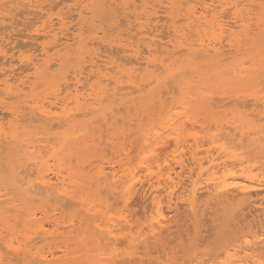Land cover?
Masks as SVG:
<instances>
[{
    "label": "rangeland",
    "instance_id": "rangeland-1",
    "mask_svg": "<svg viewBox=\"0 0 264 264\" xmlns=\"http://www.w3.org/2000/svg\"><path fill=\"white\" fill-rule=\"evenodd\" d=\"M45 1H49V3L48 4H47V2L44 3ZM79 1H80L79 2L80 5L75 0H57V1L56 0H39V1L38 0H31V1L30 0L29 1H27V0H14V1L13 0H0V17H2V18H0V123L1 124L3 123L5 125V127L3 124L2 125L0 124V125L4 128V131L8 130V131H6L7 133L12 131L13 129L15 131L17 130L16 132L19 131L18 134L16 133L17 137L14 140H10L8 137H6L7 139L3 138V140H2V138L0 136V140H1L0 144L2 145V146H0V161H2V163H3L2 164L0 162V165H1L0 166V190H1L0 191V212H1L0 213V226L4 228V231H3V228H0V236H1V238H0V259H1L0 264H33L34 260H32V259L34 256H35L34 259H37L38 254H40L42 251H43V253L44 252L46 253L48 250H50V251L53 250L52 252H55L54 255H55L56 260H54L51 263H45L44 262V263H39V264H79V263L80 264L81 263H83V264L84 263L85 264H90V263L91 264H99V263L100 264H112V263L117 264L118 261H119V264H128V263L129 264H137V263L138 264H149V263L150 264H160V262H161V264H168L165 262L166 255H165V257L163 255L164 252H166L164 250V247L160 246V248H159V246H158L159 244L162 245L164 243V241H163L164 238H161L162 237L161 235L159 236V234H157V236H155L154 239L152 238L153 240L151 239V237H150V239H149V237L146 238L147 240L148 239L152 240V242L147 241L148 244L146 242L144 243L143 241L140 242L141 239L143 240L145 237H147L149 235L147 227L145 225H148L146 223H149L148 221L151 220L150 218L152 216L151 212H149V210H148V207H149L148 204L150 203V199H151L152 194L150 193V196H148L150 190H148L146 188L147 186H145L147 191H146V189H144L143 192L139 191V192L135 193L136 195L133 194L132 195L133 198L131 196L130 201L128 200L129 202H123V200H122V202H118L121 200V197L118 196L116 193L114 195V194L109 193L107 190H104L102 192L101 191L102 188L97 187V186L95 187L96 182H94L95 179H93L94 178L93 177L94 176L93 170H95V169H93L94 167L92 165L100 164L99 160H101V163L103 161H110L114 164L115 167L117 166L116 169H119L118 168V162H116V161H119V163H121L124 160L123 162L126 163L124 166H126L127 168L129 167L128 169L135 168V166H138V164H136V163H138V161H139L138 159L140 158L139 154H138L139 149L137 150V149H135V147L137 148V146L140 144V143L139 144L137 143L138 142L137 139L140 142L141 137L144 134L142 132H144L145 127H146V131H145L146 134L150 133V131L152 132L153 128H155L154 131H159L161 128L162 129H163V127L165 128V126L167 124L170 126V128L171 127L175 128L176 127L175 123L177 121L174 123L175 126H171L172 124H170V123H172V122L171 121H169V123L167 122L168 121L166 119L167 116H169L171 114L174 116V114H176V116H174V118L176 117L175 119H177V117H180L181 115L184 116V114L186 113V115H187L186 117H188V115H189V117H191V118L188 119L189 118L188 117L187 119L184 120V117L181 116L183 118L182 120H184L182 122H184V123L180 122L181 123L180 124L178 121V123H179L178 129L180 127L183 128V129L180 128L181 131H180V129L178 130V131H180V132H178V134L180 133V138L183 137V140L185 139V141H188L190 139L189 140L190 144L194 142V141H192V139L194 137H195L194 139L197 140V142H199L200 144H203V142L206 140V142L203 144L204 147L203 148L201 147V151L204 152L206 148H209L206 150H210L212 148V150H210V151L214 154H216L215 153L216 146L221 145L223 142H224L223 144L226 147H228V146L230 147L231 145H234V147H232L231 149L235 148V150L237 152H242V153L245 152V153H243V156H245V158H248V160L250 161L249 163L251 165H253V167H254L253 173L256 174L255 172H257V174H256L257 177L259 179L263 180L264 179V117L262 115L259 116L257 111H259L258 109L260 107L258 105V103H260L259 99L261 96L264 95V90H263L264 89V73H262L264 71V65H263L264 64V61H263L264 57L260 56L261 54L264 53V5H263L264 0H225V2L227 1L226 2L227 4L225 2H224L225 3L224 4L223 0H218L219 2H222V7L220 6L219 2L214 3V5H216L217 15H219L220 18H224L223 20L226 23L231 24L230 25L231 35L230 36L228 35L229 32H227V33L224 32L223 34H221V36H223L222 37L223 39L220 36V38H221L220 41L222 40V44L221 43L219 44V46L221 45L220 51L222 48H223L222 51L226 50V47L229 49L226 51L227 53L223 52V54L224 53L225 54L222 56V58L224 57L225 60L223 62H221L222 64L220 63L221 65H219V66H218V64H214L211 66V64H213V63L208 62L206 60H200V59L195 60L193 63H190L189 61L186 62V60H184L183 50L178 51V48L172 49V47L170 46V43L172 41H175L176 37H178V36H175V34H173V32L175 33V30H176V35L179 33L181 34V32H183L182 34L185 35L186 38H187V36L191 37L190 40L195 38L193 36L195 26H193V24H191V23H190L191 24V26H190V24H187V23H189L188 21H190L194 18V16L191 15L192 9L194 8V9L198 10V8H199V10H200V7H201L200 1H202V0H195V1L194 0H116V1L115 0H110V1L109 0H79ZM84 1L86 4L83 3ZM113 1L115 3H118V4H115ZM42 2L44 3L45 6L42 5L43 4ZM59 2H61V3H59ZM81 2L83 3V5ZM1 3L2 4L4 3V4L2 5ZM110 3H112V5ZM228 3H230V4H228ZM233 3H235V4L238 3V4H236L237 5L236 8L240 12L239 18H241V16H242V19H243V17L245 16L244 17L245 20L243 19L244 21H242L244 23V24L242 23V25L244 27L240 26L241 25L240 20H237L235 17L233 18V16H232V15H234V14H232L233 13L232 12ZM248 3L250 4V6ZM29 4H30V7H29ZM34 4L38 8L36 6H34L35 7L34 8L33 7ZM39 5H41V6H39ZM49 5L51 7H49ZM224 5H225V7H223ZM165 6H167V8ZM219 6L221 8H223L222 9L223 11H221V8ZM227 7H229V8H227ZM219 10H220L221 14H219V12H218ZM166 11H168V12H166ZM46 12H48V13H46ZM212 13H213V11L208 12V14H210V15H206L205 18L207 20H209V19L211 20V18H213V15L215 14V13H213V15H212ZM230 14L232 17L230 16ZM246 14H249V15L246 16ZM48 16L50 18V21H49V18H47ZM60 16L63 17V19ZM65 16L67 18H65ZM136 16H137V18H136ZM168 16H170V17H168ZM249 16H251V18ZM145 17H147V18L150 17L151 19L149 18L147 20V18H145ZM214 17H217V16L215 15ZM247 17L249 18V21H248ZM59 18L61 20H59ZM252 18H254V19H252ZM250 19H252V20H250ZM86 20H87V22H86ZM139 20H140V22H139ZM235 20L237 21L236 23H234ZM143 21L145 23H148L149 25L147 24L148 25L147 26ZM64 22H65V24H64ZM151 22H152V24H151ZM45 23H47V24L45 25ZM155 23H156V25H155ZM194 23H196V22L194 21ZM201 23H203V19L201 20ZM43 24H44V26H43ZM52 24H53V26H51ZM142 24H143V26H142ZM245 24H247V25L249 24L247 26V28H246ZM60 25H62V26H60ZM233 25L236 26V28L233 29V27H234ZM151 26L153 27V29ZM188 26H190V27H188ZM45 27H47V28H45ZM50 27H52V28H50ZM147 27H149V28H147ZM179 28L181 30H178ZM42 29H45V30H42ZM47 29H48V31H47ZM49 29L50 30L53 29L55 31L54 33L57 32L56 37L58 39H54L53 37H51V33H49L50 35L46 34V32H50ZM148 29L152 30V33L155 35H153L150 32V30H149L150 33H148L146 31ZM154 29H155V31H154ZM189 29L192 32H190ZM244 29L245 30L247 29L246 33H245ZM59 30H61L62 33H60L61 31L59 32ZM184 31H185V33H184ZM188 31L190 32V34ZM261 32H263V33H261ZM169 35L171 38H169ZM226 35H228L229 38ZM224 36L227 38L225 39ZM71 37H73V38L71 39ZM254 38H256V39H254ZM59 39H61V40H59ZM227 39H229V41L226 43ZM55 40H57L58 42H60L62 40H66V42H65L66 46H64V45L56 46L57 42H55ZM153 40L156 42V44L158 43V44L162 45L160 48H158V50L153 49V51H152V48H154L155 46H149V44ZM157 41H159V42H157ZM129 42H131V43L128 45ZM231 43H232V45H231ZM131 44H133V45H131ZM135 44H137V47L141 49V50L138 49L141 54L148 56L152 60L150 65H148L147 67L145 66L146 67V69L144 68L145 70L142 69L143 70L142 71L140 69L143 65L140 68H138L142 72L137 69L135 63L132 61L133 58H132L131 54H129V52H125L127 49L136 48V46H134ZM223 44H224V47H223ZM226 44H227V46H226ZM54 46H56V47H54ZM62 46L65 48H63ZM162 47H164V48H162ZM232 47L235 50H233ZM148 49H150L151 50L150 53L151 54L153 53L154 55L151 56V54L148 52ZM230 49H231V51H230ZM171 50H173V51H171ZM175 50H176V52H175ZM128 51H130V50H128ZM233 51H236L239 54H236V52L233 53ZM241 51H243V52H241ZM147 52H148V54H147ZM173 52H174V54H173ZM158 53H160V54H158ZM255 53H257V55ZM258 53H259V55H258ZM165 56H166V58L168 57L167 59L165 58L167 61L165 59H163L164 65L162 63V67H161V65H159L160 62H158V61H160L162 59L161 57H165ZM236 56H238L239 58H235ZM95 58L97 61L95 60ZM155 58H157V60ZM228 58H229V60H227ZM127 59H129V61ZM235 60H236V62H235ZM153 61L156 63L154 64ZM175 61H176V63H175ZM233 61H234L235 65H242V67L244 66V67H246V69L251 71L249 73V71L247 70L248 71L247 75L248 74L249 75L248 76L246 75V77L244 79H241L242 80L241 82H239L240 81L239 79H233V80L227 79L229 74L225 75L228 73V68L232 67L234 65ZM246 61H248V62H246ZM258 61H260V62L263 61V62H261V64H259ZM32 62H34L35 64H33ZM93 62L96 63L97 65H99L100 68H98V71L94 70V68H96V67H94L96 64H94ZM92 63H93V66H92ZM166 63H167V65H166ZM170 63H171V65H170ZM248 63L249 64L252 63L251 66H249ZM199 64L202 66L200 67ZM204 64H207L209 66L204 65ZM34 65H35V67L37 65V67L35 68ZM157 65L160 66L161 68L158 67ZM210 66L215 67L214 69H215L217 75L215 74V71L212 72L214 69H212ZM134 67L136 69H134ZM203 67H205V68H203ZM208 67H210L209 69H211V70H208L207 69ZM158 68H160V70ZM162 68L163 69L168 68V70L167 69L163 70ZM196 68L198 69L197 72H196ZM261 68L263 69V71H260V70H262ZM133 69L136 71H134ZM155 69H158V70L156 71ZM79 70H81V71H79ZM186 70H188V72ZM99 71L102 74H100ZM256 71H258V72H256ZM125 72L127 73V75L131 73L130 76L132 77V79L134 78L133 76L136 74L134 81H136V77H137V80L139 82L138 83L139 84L138 89L139 88H141V89L139 91H137V90H134L132 88L134 91L132 90L133 92H131V94L128 93L127 95L121 96V98L118 96L117 99L114 100L115 101L114 102L113 101L114 98H111V97L109 98L107 95H105L104 92H106V94H108V93L110 94V92H111L110 90L112 89L111 87H112L113 79L114 78L116 79L117 76H119L120 81H121V79L123 80L125 78ZM136 72H140V73L137 74ZM160 72H162V73H160ZM176 73L178 74V76H176ZM186 73H188L190 76L187 75ZM255 73H257V74H255ZM258 73H260V74H258ZM132 74H134V75H132ZM148 75L150 77H148ZM185 76H187V77H185ZM195 76H197V77H195ZM39 77H41V78H39ZM74 77L75 78L77 77L78 80L81 78V80L79 81V83L77 85H75L76 80ZM103 77H106V79L105 78L103 79ZM111 77H114L112 79V81L107 79V78L111 79ZM168 77H169L170 81H168ZM178 77H180V78H178ZM119 78H118V80H119ZM126 78H127V76H126ZM139 78H140V81H139ZM250 78L252 80H250ZM150 79H153V81L151 80V82H150ZM176 79H178V82L175 81ZM245 79L247 80V82ZM124 80L120 82L121 85H123V84L127 85V84H125L127 82ZM165 80H167V82ZM234 80L235 81L237 80V81L235 82ZM248 80H250V81H248ZM259 80H260V82H259ZM110 81L112 83H110ZM172 81H173V83H172ZM255 81L259 82V83L257 82V86L260 83H262L260 85L263 86V88L261 86L259 88L258 87L256 88L255 87L256 86ZM94 82H95V84H94ZM105 82L108 83V85ZM148 82H150V83L148 84ZM228 82L230 85L228 84ZM64 83H66L67 85H65ZM135 83L137 84V81ZM187 83H189V84H187ZM204 84L206 85V87L204 86ZM236 84H237V87H236ZM241 84H243V85H241ZM188 85L190 87L192 85V87H194L197 90H193L192 87L190 89V87ZM201 85H202V88H200ZM212 85H214V87ZM215 85L216 86L218 85L217 89H216ZM17 86L22 89V90H20V92H15ZM52 86L54 88H52ZM75 86H77L79 94H84L85 92L87 93L93 88L95 90L97 89L98 91H103V94H104L103 104H104V106H108V108L114 107V109L117 108L116 110L113 109L112 112L109 113V115L113 114V116L115 115L114 117H116V116L117 117L114 118V117L110 116L111 117V119H110V117L107 114V117H105L106 120H103L99 115L97 116V114H100V113H98L96 111H92V112L88 111L87 109H89L91 107L88 104V102L89 103L91 102V100H89V99L86 100V102L84 100H82L83 102H81V105H79L77 107L79 109L75 108L74 107L75 104L72 101V99L68 98V97H70L69 95L70 94L72 95V93L74 92ZM198 86H200V87H198ZM242 86H244V88ZM181 87H183V88H181ZM109 88H111V89H109ZM175 88L176 89L178 88V89L175 90ZM186 88H188V89H186ZM130 89L127 88V89H125L126 91L124 89L122 91L128 92V91H130ZM235 89H237L236 92H235ZM53 90H55V91H53ZM107 90H109L108 93H107ZM143 90H145V91H143ZM189 90L191 93L194 92L195 95L192 93L191 98L195 101L190 102L189 100L184 98L186 96L184 93L189 92ZM215 90H217V91L215 92ZM222 90H223V92H222ZM160 91L161 92L165 91V92L161 93ZM171 91H174V93ZM69 92H71V93H69ZM166 92L168 93V95H165V94H167ZM175 93L178 95H176ZM196 93H198V94L196 95ZM203 93L204 94L206 93V96H208L209 99H204L203 97L205 95H203ZM161 94H163V97H161L162 96ZM66 95H68L67 96L68 99L66 98ZM182 95L184 97H182ZM202 95H203V97H201ZM63 96H65V99L68 100V108H70L72 106L71 112H74L72 115H75L72 118L73 120L71 122H69L68 124H64V125L62 124L60 126H58L59 124L58 125L56 124L57 126L53 125L54 127L48 128L44 125V123L42 121H38V120L35 121V118H33L34 117L33 113L35 111H33L31 109V106L34 105V101L35 102L37 101L39 104L43 103L45 105H48L50 102L56 100L53 103L57 104L58 103L57 101H60L61 98H62V100L64 99ZM106 96L109 98V100L111 99L112 103L109 100L107 101L108 103L106 102V99H108V98H105ZM167 96L169 97V101H167V98H168ZM172 96H173V99H172ZM153 97H155V98H153ZM128 98H129V100H128L129 102L125 101ZM34 99H36V100H34ZM47 99L50 100V102H48ZM154 99H156V100H154ZM117 100L119 102H117ZM165 100L167 102H171V103H165L166 102ZM185 100H187V102L189 101L188 104L190 106L187 104V102ZM201 100H203V102ZM230 100L231 101L233 100L232 103ZM44 101H46V102H44ZM154 101H156V102L153 103ZM178 101L183 102L187 105L185 106L183 103L179 104ZM237 101H238V105H237ZM249 101H251V102L249 103ZM144 102H146V103H144ZM239 102H240V104H239ZM241 103H243V104H241ZM255 103H257V104H255ZM70 104H72V105H70ZM121 104L125 105L126 107L122 106ZM162 104L164 107H162ZM208 104H210V105H208ZM254 104L257 106L255 107ZM179 105H181L182 107L184 105V107L183 108L181 107L182 108L181 109ZM245 105H247V106H245ZM82 106H84L86 109L80 108ZM130 106H132V107H130ZM243 106H245V108ZM159 107H162V108L160 109ZM164 108H166V111ZM185 108H186V111L184 110ZM129 109L132 111H130ZM168 109H169V111H168ZM215 109H216V111H215ZM240 109H241V111H240ZM244 109H246V111ZM29 110L31 113L29 112ZM162 110L165 111V112L163 111L164 114L160 113ZM176 110L178 112H180V116L177 114ZM242 110H243V113H242ZM17 111H18V113H17ZM84 111H86V112H84ZM128 111H130V112H128ZM12 112L16 113L15 115L17 118L14 115H13L14 117L12 116V114H11ZM77 113H78V115L79 114L80 115L78 116ZM249 113H251V114H249ZM253 113H255L257 115L254 114L255 115L254 116ZM119 114H121V115H119ZM156 114H158L160 119L154 118V116H156ZM161 114H163V115H161ZM172 115H171V117H172ZM247 115H249V116H247ZM250 115L254 116V117H251ZM96 116H97L96 119H98V120H96L97 122L95 121ZM129 117H130V119H129ZM99 118H101V119H99ZM107 118H109L110 121H107L108 120ZM250 118H252L253 120ZM161 119H162V121H161ZM168 119H169V117H168ZM101 120L103 121V123H101L102 122ZM156 120L158 122H156ZM195 120H197L196 123L194 122ZM211 120L213 121V123ZM118 121H120V123H118ZM88 122L90 123V125ZM107 122H109V123L107 124ZM186 122H188V123H186ZM192 122L195 124H192ZM100 124H102V125H100ZM115 124H117V125H115ZM183 124H185V125H183ZM222 124H224L223 128L221 127ZM255 124H256V126H255ZM11 125L12 126L14 125L15 127L17 125L16 129L13 128L14 126L12 127ZM94 125L97 126V129L94 128ZM103 125H104V127H103ZM114 125L117 127H115ZM118 125H119V127H118ZM181 125H183V126H181ZM186 125H188L189 128L188 127L185 128ZM236 125L237 126L239 125L240 127H243V128L241 129L239 126L237 127ZM201 126H204V127H201ZM226 126H228V127H226ZM230 126L232 129L230 128ZM234 126H235V128L237 127L236 130L235 129L233 130ZM108 127H110L111 129H108ZM125 127L127 130L125 129ZM190 127H192V129ZM210 127L211 128L213 127V128L211 129ZM27 129H29V130H27ZM94 129L96 132H94ZM134 129H135V131H134ZM162 129L160 130V132L161 131L166 132V129H168V127L166 126L165 130H162ZM213 129L214 130L216 129V132H214ZM14 130H13V132H14ZM43 130H44V132H43ZM122 130H124V131H122ZM140 130H141V133H139V134H141V137L138 134L140 137V139H139L137 137L138 136L137 133H138V131L140 132ZM201 130L202 131L204 130V131L202 132ZM237 130H240V132H243L244 130L246 131L243 134L244 136H242L243 142L239 141L242 143L241 146H239L240 145L239 142H238L239 145L237 144L238 139L234 140L232 138L233 136L230 135V132H232L231 134L233 135V133L234 132L236 133ZM31 131H34V132H31ZM199 131H201L204 134H202ZM227 131L229 132V134ZM248 131H249V133H248ZM123 132L126 134H124ZM11 133H8V134H11ZM220 133H221V136H224V137H219ZM239 133H236V135H238L236 137H240ZM245 133H246V136H245ZM102 134H103V137H102ZM127 134L129 136H127V138H126ZM165 134H167V133H165ZM253 134H254V136H253ZM198 135H199V137H197ZM48 136L49 137L51 136L52 140H50V138H48ZM247 136L249 137V139L255 140V143L248 145L249 142L252 140L247 141L246 140ZM133 137L136 139H134ZM229 137L231 140L233 139L232 141H234V142H230L231 140L229 139ZM38 138H39V140H38ZM93 138H96V139H93ZM132 138H133V140H132ZM212 138L213 139L216 138V139H214L216 141L218 140L216 142L217 144L219 142L218 145L215 143V147H214V145H212L210 143V142H212L211 141ZM261 138H262V140H261ZM186 139H188V140H186ZM98 140L99 141L101 140V142L99 143L100 145L97 144ZM131 140L133 143H131ZM4 141H6V142L4 143ZM9 141L13 142V143H8ZM79 141H80V143H79ZM127 141H129V143ZM3 144H4V146H3ZM38 144H39V146H38ZM115 144H118V145H115ZM34 145H36V146H34ZM127 145L129 148L127 147ZM186 145H188L187 142L185 143V146ZM119 146H123L121 148H124V151L120 150ZM4 147H7V149H5ZM28 147L29 148L35 147V149L34 150L31 149L32 150L31 151ZM118 147H119V150H118ZM158 147H159V145L156 147L158 149L155 151L156 155L152 156V157L158 159L159 157L162 156L161 158H159L160 161H158L161 166L165 165L164 159H167L166 160L167 163H170L173 165V163H174L173 158H172L173 156H171V154L172 155H175V154L181 155V154H183L184 151H185L184 155H182V158L184 160L186 159L184 164L185 163L188 164V165L185 164L186 167H188V166L192 167L193 166V165H189V163L191 164V161L187 160V158L189 159L188 147L183 148L182 153L180 152V150H178V152H175V154L172 153V152H174L173 151L174 149L171 147L163 150L164 153H162L163 151H161V149H163V147L162 146H161V148L159 147L161 152H159ZM24 149L27 153H28V151H31L28 153L29 155H27V153L24 152ZM65 149H67V150H65ZM116 149H117V152H116ZM128 149H131V150L129 151ZM184 149H186V150H184ZM3 150H4V152H2ZM42 150H44V151L42 152ZM45 150H47V151H45ZM125 150H127V151H125ZM133 150H135V151L132 152ZM157 151L159 153H156ZM131 152L133 154L136 152L135 155L137 157L135 155H134L135 157H132L133 154ZM170 152H171V154H170ZM2 153H4V154H2ZM34 153H35V156H31ZM125 153L128 154L127 158L125 157ZM162 154H164V155H162ZM37 155L40 157H38ZM60 155H61V157L63 156V158H61ZM200 155H204V153L203 154L201 153ZM94 156L95 157L97 156L96 158L98 160L95 159ZM102 156H104V157H102ZM23 157H26V158H23ZM37 158H38V160L43 161V162L41 161V164H39L40 167L43 166L45 163L46 164L44 165V167L47 169L49 167L48 170L42 169L43 172L46 173V171H48V172H49V170L51 171L50 168L52 166H53L52 170L56 171L58 169L57 171H61L64 178L67 176L65 178V180H66L65 182L68 181L67 183H69V184L67 186H69V190L74 191V195L77 194L76 195L77 197L79 196L80 198L81 197L82 198L80 199V198L76 197L74 200H71L72 201V203H71V201L68 198H62L61 199L60 196H58V197L56 196L57 197L56 198L54 196V194L52 195L51 192H50L51 196L48 197V195H49V192H48L47 193L48 195L44 194V198L42 197V195H38L39 197L38 196L30 197L28 195H25V193L23 192V190H24L23 186L24 185L22 186V185H20V183L27 181V178L30 175V174L27 175V171H28V173L33 172V174L30 175L29 180H31V179L34 180L36 173L34 170L32 171V168L34 167V165L36 166L39 163V161L37 162ZM59 158H61V159H59ZM33 159H34V162L36 160L35 163H37V164H35L32 161ZM134 159H135V161H133ZM46 160L48 161V164H47ZM90 160H92V162ZM127 160L129 162L131 160L130 163H132V161H133V163L130 165V163ZM150 160H153V159L151 158ZM154 160H153V162H154ZM55 161H58L59 163H56ZM61 161L63 163H61ZM252 161H253V163H251ZM158 162L153 163V165H152L153 172H154V170L157 169L156 164H158ZM259 162H261V163H259ZM14 163L16 165H14ZM31 163L32 164L34 163V165H32ZM103 163H106V162H103ZM75 164H78V165H75ZM85 164H87V165H85ZM255 164H256V166H255ZM47 165H49V166H47ZM2 166L4 167V169L1 168ZM79 166L81 168H79ZM124 166H123V168H124ZM174 166L176 169L178 168L177 165H174ZM205 166L206 165H204V167ZM89 167L93 170H91ZM55 168H57V169H55ZM25 169H28V170L26 171ZM3 170H5V171H3ZM89 170H91L92 172L91 171L89 172ZM23 174H24V177H25V174L27 175V178L25 177L26 179L23 177ZM141 174H143V175H141ZM139 175H140L139 177L141 178L140 179L141 181H144V180H146V178H148L146 172H140ZM17 176L20 178H23L22 181H20L21 179L18 178ZM203 176L201 175V178L206 177V175H205V177H203ZM192 177L196 178V175H193ZM78 178H79V180H78ZM70 179L73 180V182ZM92 180H93V185H90V183H91L90 181H92ZM19 181H20V183H19ZM18 183L20 185L19 187L22 188V190L19 188L16 189L18 186L14 187L15 185H18ZM65 185H66V183H65ZM139 185H140V183L137 184V188H139ZM90 188H92V189H90ZM96 188H98V189L95 190ZM19 190L22 191V193H20ZM78 191H80V192H78ZM99 191H101L102 193L101 192L99 193ZM8 192H11V193L8 194ZM259 192H260V194H259ZM259 192H257L256 194H254L252 192L253 194L251 193V195H249L250 196L249 198L246 196L247 199H245V196H244L243 202H242L243 199L241 198L240 195L237 196V199H234V200L229 198L228 199L229 202H227L228 200L224 201V202L222 200L221 202L218 201V203L216 202L217 199L214 200L213 198L211 199V197L208 198L206 195H203L204 197H202V198L205 200L204 201L205 203L197 206L198 209L200 207L199 210L196 208L194 209L196 217H193V219H192V217H191L192 215H190L192 213V210H190V209L187 210V215H188V213H190L189 214L190 217L187 216L188 220L191 218L192 221L193 220L196 221L195 227L194 228L192 227L191 230H189L191 228L190 227L191 225L189 226L190 228L188 226L187 227L184 226L182 228V231L186 236L181 233V235H180L181 237H179L174 242V244H172V245L176 244L177 248L180 245V248H178V249H180L181 253L177 252L178 249L175 248V246H174L175 249L172 248V250L174 249L175 252L172 251L170 257L174 256L175 254H177V255L183 254L184 251H186L185 253L187 255L194 249L196 251L202 252L203 255L206 256L204 259H207L208 258L207 254H204V253H206L208 248L211 246L210 245L212 243L211 240H213V242H214V240H217L219 238V236H222V234H220V233L225 234V232H227V229H229L230 226L232 228L234 226V224L237 221H239L240 217H241L240 218V221H241V219H243L246 215L251 216V214L254 215L253 213H255V214L259 213V208L261 209L262 205H260L261 206L260 207L258 204H261L260 202L263 199V192H261V191H259ZM103 193H105V194H103ZM229 193H230V195L236 194L235 192H233V193L229 192ZM106 194H108V195H106ZM109 194H110V196H112V198H111L112 201L110 198H108ZM163 194H164V192L162 193V195ZM22 195H23V198H22ZM100 195H102V196H100ZM27 196H28V198L30 197V199H32L33 201L29 200V199H27V201H26ZM92 196H94V197H92ZM134 196H135V198H134ZM36 197H38V198H36ZM118 197H120L119 200L117 199ZM148 197H149V199H148ZM230 197H232V196H230ZM33 198L36 200H34ZM91 198L92 199L95 198V201H93L94 199L92 200ZM65 199L66 200L68 199V202ZM113 199L116 201H114ZM132 199H133V201H132ZM139 199L140 200L143 199V200L140 201ZM259 200H261V201H259ZM208 201H209V203H207ZM212 201H214V202L211 204ZM97 202H98V204H97ZM114 202H115V205H114ZM76 203H78V205H76ZM111 203H113V204H111ZM127 203H129V204H127ZM224 203H225V205H224ZM117 204H118V206H117ZM220 204H221V208H220ZM249 204H251V205H249ZM252 205H253V207H252ZM115 206H116V208H115ZM139 206H140V208H139ZM229 206H231V207L229 208ZM242 206H245V208L244 207L242 208ZM33 207L35 210L33 209ZM207 207H208V209H207ZM216 207H217V210H216ZM223 207H224V209H222ZM38 208H40V209H38ZM87 208H90V209H87ZM11 209H12V211L10 212ZM80 209H81V211H80ZM91 209L94 210L95 212L91 211ZM41 210H43V212ZM164 210H166V208ZM207 210H208V212H207ZM254 210H255V212H253ZM145 211H146V213H145ZM179 211H180V214H182L181 212H183V209H180ZM188 211H191V212H188ZM3 212L4 213L6 212V213L4 214ZM89 212L93 213L92 214L93 218L88 217V216H91V214ZM164 212H166V213H164L165 218L168 217V215H166L167 211H164ZM198 212L200 213L199 215L197 214ZM213 212L214 213L216 212L217 214L216 213L214 214ZM246 212H248V213H246ZM223 213H225V214L223 215ZM236 213H237L238 217H236V215H235ZM218 214L219 215L221 214L220 216L224 217V218H221ZM77 216H79V217H77ZM95 216H97V217H95ZM154 216H155V214H154ZM197 216L198 217L200 216V218L203 220H200V218H197ZM226 216H228L230 218H228ZM216 217H220L219 220H218V218L216 219ZM233 217H235V218H233ZM14 218H16L15 219L16 221L13 223L12 220ZM23 218H25V219L22 220ZM56 218H57V220H56ZM104 218H106L107 220ZM214 218L216 219V221H214ZM72 219H73V222H69ZM94 219H96L95 222H94ZM235 219H236V222H235ZM2 220H5V221H2ZM227 220H229L228 223H227ZM9 221H12V222H9ZM62 221H64V222H62ZM103 221H105V222H103ZM186 221H187V218H186ZM219 221H222V222H220L222 225H220ZM55 222H57V223L59 222L57 225L58 227L61 225L60 226L61 228L60 227L58 228V230L60 229L59 232H57L55 230L56 235L53 234L54 236L52 235V237H50L48 235L49 236L48 238L50 240L45 239L44 237L41 240V235H42V231H43L42 229L45 227L44 228L45 231L47 229L49 231L50 230L53 231L55 226H52V225L56 224ZM130 222L132 224H134L135 226L132 225ZM28 223L29 224L31 223V226L28 225ZM104 223H106V224H104ZM202 223H204V224H202ZM217 223H219V224H217ZM4 224L9 225L10 227L7 228V225L5 227ZM136 224H138V225H136ZM190 224H191V221H190ZM14 225H15V227H14ZM94 225L100 227V229H105V228L110 226L109 230H113V231H111L112 234H115V233L117 234V235L115 234L116 238L113 239V237H112V239H110L113 242H111L107 238L101 239L100 237H102V236L99 235L101 233V232L99 233L100 229L97 227L98 228V230H97L98 232H97L96 231L97 228L94 227ZM125 225L127 227H124ZM186 225H189V221L186 222ZM116 226H117V228H116ZM132 226L134 227V229ZM143 226H144V228H142V229L139 228V227H143ZM207 226L210 228H208ZM11 227H12V229H11ZM40 227L41 228L43 227V228L40 229ZM62 227H64L65 229H63ZM119 227L120 228L123 227V229H120ZM130 227H132V229ZM28 228L31 230V231L29 230L31 233L28 231ZM213 228H215V230ZM225 228H227V229H225ZM126 229H127V232H126ZM219 229H221V230H219ZM23 230H25L24 234L21 233ZM115 230H118V232H116ZM133 230H135V231H133ZM26 231H28V234ZM37 231H38V234L35 233ZM70 231H72V232H70ZM140 231H141V233H140ZM216 231H218L217 234H216ZM5 232L6 233L9 232V233L6 234ZM135 232H137V233H135ZM208 232H209V234L211 233L209 235L211 238L207 237ZM39 233H40V235H39ZM120 233H122V234H120ZM212 233H213V235H212ZM9 234H10V236H9ZM18 234H19V236H18ZM95 234H97V235H95ZM128 234L130 235L131 238H133V241L130 240V237ZM5 235H8V237L6 238ZM29 235H30V237H32V236L34 237V235H35L36 239H35V237L34 238L32 237V239L29 238L28 237ZM101 235H103V233H101ZM133 235L135 238L133 237ZM183 235H184L183 238H185L184 240L182 239ZM211 235L213 236V238ZM20 236H21V238L25 239L26 243L28 242V244H27L28 247L32 248V246L30 244H33V249L30 248L31 254L25 253L28 255L27 256V255H24L21 253V255H18L20 257H18L16 254H13L11 252H9V254H8L7 250H9V249L6 247V245L10 241H14L13 243H16L19 240L20 241L23 240V239L19 238ZM43 236H46V235H43ZM122 236H125L126 238L122 237ZM215 236L217 238H215ZM119 237H122L123 240H122V238H119ZM17 238H18V240L16 241ZM46 238H47V236H46ZM7 239H10L9 242L7 241ZM38 239H40V240H38ZM119 239H121L120 240L121 242L127 243V245L126 244L123 245V243L121 244ZM124 239H126V240H124ZM179 239H182V240H179ZM205 239H207V240H205ZM36 240H38V241H36ZM107 240L109 241V244H108ZM5 241H7L6 242L7 244L4 243ZM105 241H106V243H105ZM161 241H162V243H161ZM102 242H104V243H102ZM110 242L113 243V244H111V246H110ZM139 242L141 244L142 243L143 244L141 245ZM156 242L158 245H156ZM100 243L102 244V246H103V244H104V246H106L107 244L108 245L106 247H104V246L102 247ZM117 243H119L121 246H119V244H117ZM151 243H153V245ZM82 244H83V246H82ZM144 244H147L148 246L146 245V247H145ZM140 245L142 246V248L140 247ZM181 246H185V247L182 248ZM99 247H101V249ZM102 248L103 249L105 248L104 251ZM110 248H111V250H110ZM50 251H48V253ZM91 251H94V252H92V254H91ZM126 251H127V253H126ZM136 251H138V252H136ZM35 252H37V254ZM109 252H110V254H109ZM32 253L34 256L32 255ZM12 254H13V256H12ZM98 254H100L102 257ZM104 254H105V256H104ZM116 254H119V255H116ZM6 255H7V257H5ZM23 255H24V259L26 261L22 260ZM95 255H96V257H98L97 259H99V260L94 259V258H96ZM110 255L111 256L113 255L112 256L113 258ZM161 255H163V256H161ZM203 255H201V257H203ZM15 256H17V257H15ZM56 257H58V258H56ZM125 257H127V258H125ZM17 258L19 260L21 259V261H19ZM29 258L30 259L32 258L31 259L32 261ZM128 258H129L130 262H129V260H127ZM131 258L132 259L134 258L135 261L132 260ZM109 259H111V260H109ZM101 260H102V262H101ZM136 260H138L137 263H136ZM88 261H90V263ZM96 261L97 262L99 261V262L97 263ZM116 261H117V263H116ZM162 261L164 263H162ZM206 261L208 262L209 260H206ZM140 262H142V263H140ZM207 262H205V264H209Z\"/></svg>",
    "mask_w": 264,
    "mask_h": 264
},
{
    "label": "bare ground",
    "instance_id": "bare-ground-1",
    "mask_svg": "<svg viewBox=\"0 0 264 264\" xmlns=\"http://www.w3.org/2000/svg\"><path fill=\"white\" fill-rule=\"evenodd\" d=\"M14 1V0H13ZM27 1H29V0H27ZM31 1V0H30ZM39 1V0H38ZM57 1V0H56ZM76 2H80L79 0H75ZM110 1V0H109ZM116 1V0H115ZM195 1V0H194ZM9 2V1H8ZM47 2V4L49 3V1H45L44 3H46ZM51 2V1H50ZM62 2V1H61ZM61 2H59V3H61ZM114 2V1H113ZM215 2H219L218 0H202V1H200V5H201V7H200V10H199V8H198V10L197 9H192V11H191V15H193L194 16V18L192 19V20H190V21H188L189 23H187V24H193V26H195V28H194V39H191L190 40V36L188 37L187 36V38L185 37V35H183L182 33L183 32H181V34L179 33V34H177L176 35V30H175V33L173 32V34H175V36H178V37H176V39H175V41H170L171 43H170V46L172 47V49H175V48H178V51H181V50H183V54H184V60H186V62H190V63H193L195 60H197V59H200V60H206V61H208V62H211V63H213V64H211V66L212 65H214V64H218V66L219 65H221L222 63L221 62H223L224 60H225V58L223 57L222 58V56L225 54H223V52H226L229 48H227L226 47V50H224V51H222V49H221V51H220V46H219V44L221 43L222 44V40L220 41V39L223 37V36H221V34H223L224 32L225 33H227V32H229V36L231 35V28H230V25L231 24H228V23H226L223 19L224 18H220V16L219 15H217V11H216V5H214V3ZM225 2V0H223V3ZM227 2V1H226ZM225 2V3H226ZM16 3V2H15ZM26 3V2H25ZM40 3V2H39ZM43 3V2H42ZM44 3L42 4V5H44ZM82 3V2H81ZM83 3H85V1L83 2ZM83 3H82V5H83ZM97 3V2H96ZM106 3V2H105ZM115 3V2H114ZM172 3V2H171ZM220 3V6L222 7V2H219ZM224 3V4H225ZM2 4V3H1ZM4 4V3H3ZM2 4V5H3ZM58 4V3H57ZM86 4V3H85ZM111 5H112V3H110ZM115 4H118V3H115ZM114 4V5H115ZM227 4V3H226ZM228 4H230V3H228ZM236 4H238V3H236ZM235 3H233V5H232V14H234V15H232L233 16V18L235 17L237 20H240L241 21V25L240 26H243L242 25V21H244L245 19H244V17H243V19H242V16H241V18H239V11L237 10V8H236V5ZM249 4V3H248ZM32 5V4H31ZM56 5V4H55ZM54 5V6H55ZM79 5H80V3H79ZM109 5V4H108ZM107 5V6H108ZM113 5V6H114ZM174 5V4H173ZM218 5V4H217ZM263 5H264V3H263ZM34 6H36L35 4L33 5V7ZM39 6H41V5H39ZM45 6V5H44ZM57 6V5H56ZM126 6V5H125ZM197 6V5H196ZM219 6V7H220ZM249 6H250V4H249ZM15 7V6H14ZM29 7H30V4H29ZM37 7V6H36ZM49 7H51L50 5H49ZM85 7V6H84ZM166 8H167V6H165ZM220 7V8H221ZM223 7H225V5L223 6ZM240 7V6H239ZM35 8V7H34ZM38 8V7H37ZM44 8V7H43ZM169 8V7H168ZM227 8H229V7H227ZM253 8V7H252ZM256 8V7H255ZM262 8V7H261ZM42 9V8H41ZM78 9V8H77ZM223 8H221V11H223L222 10ZM257 9V8H256ZM230 10V9H229ZM213 11V13H215L214 15H213V13H212V15H213V18H211V20L209 19V20H207L206 18H205V16L206 15H210V14H208V12H212ZM238 11V12H237ZM147 12V11H146ZM165 12V11H164ZM166 12H168V11H166ZM219 12V14H221L220 13V10L218 11ZM231 12V11H230ZM46 13H48V12H46ZM84 13V12H83ZM148 13V12H147ZM172 13V12H171ZM198 13V14H197ZM252 13V12H251ZM237 14V15H236ZM48 15V14H47ZM217 16V17H214V16ZM244 15V14H243ZM247 15H249V14H246V16ZM254 15V14H253ZM85 16V15H84ZM151 16V15H150ZM156 16V15H155ZM230 16H231V14H230ZM231 16V17H232ZM61 17V16H60ZM165 17V16H164ZM168 17H170V16H168ZM191 17V16H190ZM250 18H251V16H249ZM0 18H2V17H0ZM4 18V17H3ZM47 18H49V16L47 17ZM62 19H63V17H61ZM65 18H67L66 16H65ZM136 18H137V16H136ZM145 18H147V17H145ZM150 17H148L147 18V20L149 19ZM209 18V17H208ZM239 18V19H238ZM248 18V17H247ZM246 18V19H247ZM257 18V17H256ZM151 19V18H150ZM154 19V18H153ZM177 19V18H176ZM180 19V18H179ZM184 19V18H183ZM203 19V23H201V20ZM252 19H254V18H252ZM252 19H250V20H252ZM59 20H61L60 18H59ZM58 20V21H59ZM234 20V19H233ZM257 20V19H256ZM49 21H50V18H49ZM48 21V22H49ZM146 21V20H145ZM152 21V20H151ZM179 21V20H178ZM194 21L196 22V23H194ZM210 21V22H209ZM228 21V20H227ZM248 21H249V18H248ZM61 22V21H60ZM86 22H87V20H86ZM139 22H140V20H139ZM144 22V21H143ZM237 21L235 20L234 21V23H236ZM145 23V22H144ZM250 23V22H249ZM47 23H45V25H46ZM64 24H65V22H64ZM146 25L148 24V23H145ZM151 24H152V22H151ZM150 24V25H151ZM182 24V23H181ZM191 24H190V26H191ZM244 24V23H243ZM251 24V23H250ZM49 25V24H48ZM149 25V24H148ZM147 25V26H148ZM155 25H156V23H155ZM249 25V24H248ZM247 24H245V26H246V28H247V26H248ZM253 25V24H252ZM43 26H44V24H43ZM51 26H53V24L51 25ZM60 26H62V25H60ZM140 26V25H139ZM138 26V27H139ZM142 26H143V24H142ZM182 26V25H181ZM190 26H188V27H190ZM234 26V25H233ZM232 26V27H233ZM152 27V26H151ZM150 27V28H151ZM244 27V26H243ZM45 28H47V27H45ZM50 28H52V27H50ZM141 28V27H140ZM147 28H149V27H147ZM157 28V27H156ZM155 28V29H156ZM173 28V27H172ZM234 28H236V26H234L233 27V29ZM238 28V27H237ZM253 28V27H252ZM255 28V27H254ZM152 29H153V27H152ZM155 29H154V31H155ZM251 29V28H250ZM42 30H45V29H42ZM149 30L150 29H148V30H146L148 33H152V30H150V32H149ZM178 30H181L180 28L178 29ZM177 30V31H178ZM190 30V29H189ZM247 30V29H246ZM246 30L244 29V31H245V33H246ZM47 31H48V29H47ZM49 31L50 32H46V34H49V33H51V37H53L54 39H58L56 36V33H54L55 31L53 30V29H49ZM61 30H59V32H60ZM87 31V30H86ZM153 31V32H154ZM183 31V30H182ZM64 32V31H63ZM139 32V31H138ZM179 32V31H178ZM177 32V33H178ZM187 32V31H186ZM189 32V31H188ZM190 32H192L191 30H190ZM190 32H189V34H190ZM256 32V31H255ZM45 33V32H44ZM60 33H62V31L60 32ZM69 33V32H68ZM155 33V32H154ZM184 33H185V31H184ZM240 33V32H239ZM261 33H263V32H261ZM153 34V33H152ZM50 35V34H49ZM62 35V34H61ZM153 35H155V34H153ZM171 35V34H170ZM170 35H169V38H171L170 37ZM188 35V34H187ZM225 35V34H224ZM228 35H226L227 37H228ZM258 35V34H257ZM43 36V35H42ZM69 36V35H68ZM71 36V35H70ZM173 36V35H172ZM192 36V37H193ZM220 36H221V38H220ZM50 37V38H51ZM61 37V36H60ZM133 37V36H132ZM167 37V36H166ZM225 37V36H224ZM227 37H225V39L227 38ZM52 38V39H53ZM62 38V37H61ZM73 37H71V39H72ZM75 38V37H74ZM173 38V37H172ZM229 38V37H228ZM223 39V38H222ZM224 39V40H225ZM231 39V38H230ZM254 39H256V38H254ZM59 40H61V39H59ZM151 40V39H150ZM168 40V39H167ZM170 40V39H169ZM232 40V39H231ZM229 41V39H227V41H226V43ZM55 42H57L56 43V46H59V45H64V46H66V44H65V42H66V40H62V41H60V42H58L57 40H55ZM157 42H159V41H157ZM242 42V41H241ZM131 42H129L128 43V45L130 44ZM158 44V43H157ZM156 44V42L153 40L150 44H149V46H155L154 48H152V51H153V49H155V50H158V48H160L162 45H160V44H158L157 45ZM169 44V43H168ZM225 44V43H224ZM224 44H223V47H224ZM230 44V43H229ZM131 45H133V44H131ZM148 45V44H147ZM157 45V46H156ZM167 45V44H166ZM231 45H232V43H231ZM56 46H54V47H56ZM134 46H136V48H130V49H127L125 52H129V54H131V56H132V61L135 63V65H136V67H137V69L138 68H140L142 65V67L140 68L141 70L142 69H146V67L148 66V65H150L151 64V62H152V60H151V58H149L148 56H146V55H143V54H141L140 53V51L138 50V49H140V48H138L137 47V44H135ZM148 46V47H149ZM226 46H227V44H226ZM236 46V45H235ZM63 47V46H62ZM63 48H65V47H63ZM86 48V47H85ZM118 48V47H117ZM162 48H164V47H162ZM235 48V47H234ZM170 49V48H169ZM232 49H233V47H232ZM74 50V49H73ZM124 50V49H123ZM128 50H130V51H128ZM141 50V49H140ZM154 50V51H155ZM161 50V49H160ZM177 50V49H176ZM176 50H175V52H176ZM233 50H235V49H233ZM241 50V49H240ZM162 51V50H161ZM171 51H173V50H171ZM230 51H231V49H230ZM95 52V51H94ZM148 52L150 53L151 52V50L150 49H148ZM148 52H147V54H148ZM234 52H236V51H233V53ZM241 52H243V51H241ZM143 53V52H142ZM163 53V52H162ZM167 53V52H166ZM227 53V52H226ZM98 54V53H97ZM146 54V53H145ZM151 54V53H150ZM158 54H160V53H158ZM164 54V53H163ZM172 54V53H171ZM173 54H174V52H173ZM172 54V55H173ZM232 54V53H231ZM236 54H239L238 52H236ZM256 55H257V53H255ZM254 54V55H255ZM152 55H154L153 53L151 54V56ZM162 55V54H161ZM180 55V54H179ZM178 55V56H179ZM245 55V54H244ZM258 55H259V53H258ZM260 56H263L264 57V53L263 54H261ZM159 57V56H158ZM227 57V56H226ZM229 57V56H228ZM231 57V56H230ZM130 58V57H129ZM153 58V57H152ZM162 58V59H161ZM160 59V61H158V62H160L159 63V65H161V67H162V63L164 62L163 61V59H165L166 58V56L165 57H161ZM168 58V57H167ZM166 58V59H167ZM233 58V57H232ZM235 58H239L238 56H236ZM154 59V58H153ZM156 60H157V58H155ZM165 59V60H166ZM95 60H96V58H95ZM128 61H129V59H127ZM131 60V59H130ZM159 60V59H158ZM227 60H229V58L227 59ZM97 61V60H96ZM131 61V62H132ZM167 61V60H166ZM231 61V60H230ZM264 61V60H263ZM263 61H261V62H263ZM126 62V61H125ZM132 62V63H133ZM154 62V61H153ZM157 62V63H158ZM171 62V61H170ZM235 62H236V60H235ZM246 62H248V61H246ZM259 62V64H261V62L260 61H258ZM33 64H35L34 62H32ZM94 63V62H93ZM93 63H92V66H93ZM156 62H154V64H155ZM175 63H176V61H175ZM221 63V64H220ZM233 63H234V61H233ZM232 63V64H233ZM253 63V62H252ZM252 63H248L249 64V66H251V64ZM94 64H96V63H94ZM128 64V63H127ZM131 64V63H130ZM246 64V63H245ZM263 64V63H262ZM121 65V64H120ZM163 65H164V63H163ZM166 65H167V63H166ZM170 65H171V63H170ZM200 65V64H199ZM204 65H207V64H204ZM264 65V64H263ZM40 66V65H39ZM134 66V65H133ZM146 66V67H145ZM152 66V65H151ZM158 66V65H157ZM202 65H200V67H201ZM207 66H209V65H207ZM206 66V67H207ZM210 66V67H211ZM248 66V67H249ZM254 66V65H253ZM34 67H35V65H34ZM33 67V68H34ZM36 67H37V65H36ZM35 67V68H36ZM94 67H96V68H94V70H97L98 71V68H100L99 67V65H95ZM158 67H160V66H158ZM160 67V68H161ZM183 67V66H182ZM199 67V68H200ZM210 67H208L207 69L208 70H211V69H209ZM131 68V67H130ZM133 68V67H132ZM160 68H158L159 70H160ZM170 68V67H169ZM203 68H205V67H203ZM212 69H214L215 67H211ZM260 68V67H259ZM134 69H136L135 67H134ZM133 69V70H134ZM140 69H138V70H140ZM144 69V70H145ZM150 69V68H149ZM158 69H155L156 71L158 70ZM163 69V68H162ZM167 70H168V68H166ZM166 69H163V70H166ZM171 69V68H170ZM262 69V68H261ZM100 70V69H99ZM140 70V71H141ZM154 70V71H155ZM197 68H196V72H197ZM205 70V69H204ZM248 69H246V67H242V65H235V63H234V65L232 66V67H229L228 68V73L227 74H225V75H228L229 74V76H228V78L227 79H230V80H233V79H239L240 81L239 82H241L242 80L241 79H244L245 77H246V75H247V72L249 71V73L251 72L250 70H248ZM260 70V69H259ZM258 70V71H259ZM79 71H81V70H79ZM101 71V70H100ZM99 71V72H100ZM134 71H136V70H134ZM143 71V70H142ZM141 71V72H142ZM184 71V70H183ZM187 72H188V70H186ZM215 71V69L212 71V72H214ZM258 71H256V72H258ZM260 71H263V69L262 70H260ZM74 72V71H73ZM95 72V71H94ZM185 72V71H184ZM195 72V71H194ZM195 72V73H196ZM42 73V72H41ZM76 73V72H75ZM81 73V72H80ZM96 73V72H95ZM94 73V74H95ZM129 73V72H128ZM137 74L138 73H140V72H136ZM149 73V72H148ZM147 73V74H148ZM153 73V72H152ZM160 73H162V72H160ZM180 73V72H179ZM262 73H264V71L262 72ZM100 74H102L101 72H100ZM106 74V73H105ZM113 74V73H112ZM131 74V73H130ZM130 74H128L127 75V73L125 72V80L124 81H126L127 83H125V84H127V85H121V81H123L122 79H121V81H120V78H119V76H117V78L115 79L114 77H111V79L110 78H107V79H109V80H111L112 81V79H113V83L115 84H113L111 81H110V83H112V89L111 88H109V89H111L110 91V94L108 93L109 92V90H107V93L108 94H106V92H104L105 93V95H107L109 98L111 97V98H114L113 99V101L114 100H116L117 99V97L119 96L120 98H121V96H124V95H127L128 93L129 94H131V92H133L134 90H137V91H139L141 88H139L138 89V86H139V82H138V80H137V77H136V81H137V84L135 83L136 81H134L135 79V75L134 74H132V75H134L133 77V79H132V77L130 76ZM185 74V73H184ZM187 75H189L188 73H186ZM191 74V73H190ZM215 74H216V71H215ZM255 74H257V73H255ZM258 74H260V73H258ZM80 75V74H79ZM107 75V74H106ZM110 75V74H109ZM122 75V74H121ZM175 75V74H174ZM181 75V74H180ZM217 75V74H216ZM249 75V74H248ZM247 75V76H248ZM38 76V75H37ZM75 76V75H74ZM83 76V75H82ZM105 76V75H104ZM126 76H127V78H126ZM176 76H178V74L176 73ZM190 76V75H189ZM215 76V75H214ZM80 77V76H79ZM100 77V76H99ZM98 77V78H99ZM110 77V76H109ZM121 77V76H120ZM148 77H150L149 75H148ZM185 77H187V76H185ZM195 77H197V76H195ZM210 77V76H209ZM39 78H41V77H39ZM62 78V77H61ZM75 78V77H74ZM97 78V77H96ZM101 78V77H100ZM106 79V77H103V79ZM118 78H119V80H118ZM146 78V77H145ZM178 78H180V77H178ZM193 78V77H192ZM212 78V77H211ZM44 79V78H43ZM154 79V78H153ZM153 79H150V82H151V80L153 81ZM200 79V78H199ZM219 79V78H218ZM226 79V78H225ZM260 79V78H259ZM75 80H76V84L75 85H77L78 83H79V81L81 80V78L78 80V78L76 77L75 78ZM88 80V79H87ZM133 80V81H132ZM246 80V79H245ZM250 80H252L251 78H250ZM250 80H248V81H250ZM139 81H140V78H139ZM147 81V80H146ZM166 82H167V80H165ZM168 81H170L169 80V77H168ZM175 81H177L178 82V79H176ZM190 81V80H189ZM235 81V80H234ZM233 81V82H234ZM237 81V80H236ZM235 81V82H236ZM244 81V80H243ZM104 82V81H103ZM102 82V83H103ZM109 82V81H108ZM150 82H148V84L150 83ZM198 82V81H197ZM200 82V81H199ZM230 82V81H229ZM229 82H228V84H229ZM234 82V83H235ZM238 82V83H239ZM246 82H247V80H246ZM256 82V81H255ZM258 82V81H257ZM257 82H256V88L258 87H260L261 85L260 84H262V83H260L258 86H257ZM259 82H260V80H259ZM258 82V83H259ZM67 83V82H66ZM66 83H64L65 85H67ZM106 83V82H105ZM141 83V82H140ZM143 83V82H142ZM145 83V82H144ZM172 83H173V81H172ZM176 83V82H175ZM174 83V84H175ZM202 83V82H201ZM223 83V82H222ZM254 83V82H253ZM94 84H95V82H94ZM107 85H108V83H106ZM160 84V83H159ZM162 84V83H161ZM168 84V83H167ZM187 84H189V83H187ZM206 84V83H205ZM204 84V86L206 87V85ZM56 85V84H55ZM114 85V86H113ZM119 85V86H118ZM142 85V84H141ZM146 85V84H145ZM176 85V84H175ZM219 85V84H218ZM217 85V86H218ZM222 85V84H221ZM227 85V84H226ZM225 85V86H226ZM230 85V84H229ZM241 85H243V84H241ZM69 86V85H68ZM161 86V85H160ZM171 86V85H170ZM189 86V85H188ZM213 87H214V85H212ZM211 86V87H212ZM217 86L215 85V87H216V89H217ZM65 87V86H64ZM74 87V86H73ZM85 87V86H84ZM177 87V86H176ZM190 87V86H189ZM191 87H192V85H191ZM191 87H190V89H191ZM198 87H200V86H198ZM197 87V88H198ZM221 87V86H220ZM223 87V86H222ZM236 87H237V84H236ZM243 88H244V86H242ZM247 87V86H246ZM254 87V86H253ZM252 87V88H253ZM262 88H263V86H261ZM52 88H54L53 86H52ZM86 88V87H85ZM105 88V87H104ZM130 89V91H128V92H125L126 90L125 89ZM134 90H133V89ZM181 88H183V87H181ZM200 88H202V85H201V87ZM255 88V89H256ZM47 89V88H46ZM125 90V91H122V90ZM178 89V88H177ZM176 88H175V90H177ZM186 89H188V88H186ZM192 89L193 90H197V89H195L194 87H192ZM212 89V88H211ZM215 89V88H214ZM224 89V88H223ZM229 89V88H228ZM238 89V88H237ZM237 89H235V92H236V90ZM254 89V90H255ZM261 89V88H260ZM259 89V90H260ZM20 90H22L21 88H19L18 86L16 87V91L15 92H20ZM133 90V91H132ZM174 90V91H175ZM199 90V89H198ZM227 90V89H226ZM262 90V89H261ZM264 90V89H263ZM44 91V90H43ZM53 91H55V90H53ZM87 91V90H86ZM122 91V92H121ZM143 91H145V90H143ZM174 91H171V92H173L174 93ZM186 91V90H185ZM217 90H215V92H216ZM221 91V90H220ZM225 91V90H224ZM228 91V90H227ZM242 91V90H241ZM61 92V91H60ZM73 92V91H72ZM161 92V91H160ZM165 91H163V92H161V93H164ZM169 92V91H168ZM198 92V91H197ZM210 92V91H209ZM213 92V91H212ZM222 92H223V90H222ZM245 92V91H244ZM58 93V92H57ZM56 93V94H57ZM69 93H71V92H69ZM86 93V92H85ZM79 94L78 93V89H77V86H75V88H74V92L72 93V95L70 94L69 96L70 97H68V98H70V99H72V101L74 102V104H75V108H77L79 105H81V102H83L82 100H84L85 102H86V100H91V102L89 103L88 102V104H89V106H91L89 109H87L88 111H90V112H92V111H96V112H98V113H100V114H97V116L99 115L103 120H106V118L105 117H107V114H108V116L110 117V116H112V117H114L113 116V114L112 115H109V113H111L112 112V110L114 109V107H112V108H108V106H104V104H103V102H104V94H103V91H98L97 89L95 90L94 88L93 89H91L89 92H87L86 94ZM167 93V92H166ZM193 94H194V92H192ZM192 93L190 92V90H189V92H185L184 94L186 95H182V97H184V98H186L187 100H189L190 102H192V101H195V100H193L192 98H191V96H192ZM242 93V92H241ZM248 93V92H247ZM54 94V93H53ZM176 94V93H175ZM198 93H196V95H197ZM208 94V93H207ZM255 94V93H254ZM137 95V94H136ZM162 96L161 97H163V94H161ZM165 95H168V93L167 94H165ZM176 95H178V94H176ZM195 95V94H194ZM203 95H205L204 97H203ZM203 95L201 96V97H203L204 99H209L208 98V96H206V93L204 94L203 93ZM240 95V94H239ZM244 95V94H243ZM249 95V94H248ZM263 95V94H262ZM39 96V95H38ZM67 96L68 95H66V98H67ZM105 97V98H108V97ZM140 96V95H139ZM138 96V97H139ZM143 96V95H142ZM175 96V95H174ZM48 97V96H47ZM64 97V99L62 100V98L60 99V101H57L58 103L57 104H54L53 102L54 101H56V100H54V101H52V102H50V100H48L47 99V101L48 102H50L48 105H45V104H43V103H41V104H39L37 101V103L34 101V105L33 106H31V109L33 110V111H35L34 113H33V118H35V121H42L43 123H44V125L46 126V127H54L53 125H58V126H60V125H64V124H68L69 122H71L73 119V117L75 116V115H72L74 112H71V110H72V106L70 107V108H68V98L67 99H65V96H63ZM147 97V96H146ZM168 97V96H167ZM210 97V96H209ZM256 97V96H255ZM36 98V97H35ZM43 98V97H42ZM58 98V97H57ZM109 98L108 99H106V102L109 100ZM135 98V97H134ZM153 98H155V97H153ZM183 98V99H184ZM196 98V97H195ZM39 99V98H38ZM54 99V98H53ZM56 99V98H55ZM119 99V98H118ZM142 99V98H141ZM172 99H173V96H172ZM214 99V98H213ZM232 99V98H231ZM234 99V98H233ZM259 99V98H258ZM34 100H36V99H34ZM58 100V99H57ZM66 100V101H65ZM125 100V99H124ZM129 100V98L127 99V100H125V101H128ZM131 100V99H130ZM135 100V99H134ZM147 100V99H146ZM154 100H156V99H154ZM175 100V99H174ZM187 100H185L186 102H187ZM252 100V99H251ZM260 103H258V105L260 106L259 107V111H257L258 112V115L260 116V115H262L263 117H264V95L263 96H261L260 97ZM70 101V100H69ZM111 103H112V101H111V99L109 100ZM138 101V100H137ZM136 101V102H137ZM166 101V100H165ZM167 101H169V97L167 98ZM165 102V103H171V102ZM184 101V102H185ZM189 101L187 102V104L189 103ZM202 102H203V100H201ZM231 101V100H230ZM233 101V100H232ZM232 101H231V103H232ZM236 101V100H235ZM44 102H46V101H44ZM115 102V101H114ZM117 102H119L118 100H117ZM129 102V101H128ZM139 102V101H138ZM156 101H154L153 103H155ZM179 102V101H178ZM220 102V101H219ZM251 101H249V103H250ZM30 103V102H29ZM33 103V102H32ZM72 103V102H71ZM108 103V102H107ZM124 103V102H123ZM144 103H146V102H144ZM183 102H179V104H182ZM195 103V102H194ZM225 103V102H224ZM229 103V102H228ZM248 103V102H247ZM185 106L187 105V104H185V103H183ZM198 104V103H197ZM239 104H240V102H239ZM241 104H243V103H241ZM253 104V103H252ZM255 104H257V103H255ZM254 104V105H255ZM70 105H72V104H70ZM122 105V104H121ZM120 105V106H121ZM173 105V104H172ZM184 105H183V107H184ZM189 105V104H188ZM208 105H210V104H208ZM225 105V104H224ZM237 105H238V101H237ZM122 106H125V105H122ZM121 106V107H122ZM133 106V105H132ZM132 106H130V107H132ZM177 106V105H176ZM180 106V108L182 107L181 105H179ZM190 106V105H189ZM201 106V105H200ZM213 106V105H212ZM245 106H247V105H245ZM245 106H243L244 108H245ZM249 106V105H248ZM252 106V105H251ZM257 105H255V107H256ZM28 107V106H27ZM26 107V108H27ZM87 107V106H86ZM126 107V106H125ZM144 107V106H143ZM157 107V106H156ZM162 107H164L163 106V104H162ZM162 107H159L160 109L162 108ZM178 107V106H177ZM182 107V108H183ZM250 107V106H249ZM25 108V107H24ZM80 108H84V109H86L84 106H82V107H80ZM120 108V107H119ZM118 108V109H119ZM148 108V107H147ZM146 108V109H147ZM169 108V107H168ZM173 108V107H172ZM181 108V109H182ZM191 108V107H190ZM216 108V107H215ZM241 108V107H240ZM77 109H79V108H77ZM117 109V108H116ZM116 109H114V110H116ZM165 109V111H166V108H164ZM174 109V108H173ZM214 109V108H213ZM239 109V108H238ZM237 109V110H238ZM249 109V108H248ZM254 109V108H253ZM31 110V111H32ZM128 110V109H127ZM130 110V109H129ZM137 110V109H136ZM172 110V109H171ZM175 110V109H174ZM185 111H186V108L184 109ZM245 111H246V109H244ZM87 111V112H88ZM119 111V110H118ZM125 111V110H124ZM130 111H132V110H130ZM130 111H128V112H130ZM140 111V110H139ZM160 111V110H159ZM163 111L164 110H162L160 113H163ZM164 111V112H165ZM168 111H169V109H168ZM167 111V112H168ZM215 111H216V109H215ZM223 111V110H222ZM236 111V110H235ZM240 111H241V109H240ZM253 111V110H252ZM29 112H30V110H29ZM81 112V111H80ZM84 112H86V111H84ZM116 112V111H115ZM171 112V111H170ZM175 112V111H174ZM176 112H177V114L180 116V112H178L177 110H176ZM175 112V113H176ZM234 112V111H233ZM251 112V111H250ZM17 113H18V111H17ZM31 113V112H30ZM82 113V112H81ZM228 113V112H227ZM242 113H243V110H242ZM12 114V116L14 115L15 117H16V113L15 112H12L11 113ZM76 114V113H75ZM118 114V113H117ZM116 114V115H117ZM164 114V113H163ZM163 114H161V115H163ZM170 114V113H169ZM190 114V113H189ZM245 114V113H244ZM249 114H251V113H249ZM255 113H253V115H254ZM32 115V114H31ZM77 115H78V113H77ZM76 115V116H77ZM80 115V114H79ZM78 115V116H79ZM85 115V114H84ZM106 115V116H105ZM119 115H121V114H119ZM133 115V114H132ZM155 115V114H154ZM172 115V114H171ZM171 115H169V116H167V122L169 123V121H171L172 123H170V124H172L171 126H175L176 125V127L174 128H170V126L167 124L166 126L168 127V129H166V126H165V128L163 127V129L162 130H165L166 129V132L164 131V132H160V130L159 131H154V129L155 128H153V131L151 132L150 131V133H147L146 134V127H145V130H144V132H142V133H144L143 135H142V137H141V134H139V133H141V130H140V132L138 131V133H137V135L139 134L140 135V137H141V140H140V142H139V140L137 139V143L139 144L138 146H137V148L135 147V149H139V161H138V163H136V164H138V166H135V168H131V169H128L126 166H124L126 163H124L122 160V162L121 163H119V161H116V162H118V168L119 169H116V167L114 166V164L112 163V162H110V161H103V162H106V163H101V160H99L100 161V164H96V165H92L94 168L93 169H95V170H93V169H91L90 167V169L91 170H93V179H95L94 180V182H96V185H95V187L97 186V187H100V188H102L101 189V191L103 192L104 190H107L109 193H111V194H114L115 195V193L118 195V196H120L121 197V200L120 201H118L119 199H120V197H118L117 199V201L118 202H122V200H123V202H129L130 201V198H131V196L133 195V194H135V193H137V192H139V191H141V192H143L144 191V189H148V190H150L149 191V194H148V196H150V193L152 194V196H151V199H150V203L148 204L149 205V207H148V210H149V212H151V214H152V216H151V220H149L148 222L149 223H146V224H148V225H145L146 227H147V230H148V236L147 237H145L143 240L141 239V241L140 242H146L147 243V241H151L152 242V240L154 239V237L155 236H157V234H159V236L161 235L162 237L161 238H164L163 239V241H164V243L162 244V245H158L157 244V242H156V245H158L159 246V248H160V246H162V247H164V250L166 251V252H164V257H165V255H166V257H165V262L166 263H168V264H205V262H207L206 260H209L207 263H209V264H264V179L263 180H261V179H259L258 177H257V172H255L256 174H254L253 172V169H254V167H253V165H251L249 162V160H248V158H245V156H243V153H245V152H237L236 150H235V148H233V149H231L232 147H234V145H231L230 147L228 146V147H226L223 143L221 144V145H219V146H216V149H215V153L216 154H214V153H212L210 150H212V148L210 149V150H206V149H209V148H206L205 149V151L203 152V151H201V147L203 148L204 146H203V144L206 142V140L203 142V144H200L199 142H197V140H195L194 138V140L192 139V141H194L193 143H191L190 144V142H189V140L188 139H186V140H188V141H185V139L183 140V137L182 138H180V133L178 134V132H180L181 131V129L180 128H182V127H180L179 129H180V131H178L179 129H178V124L180 123V122H182V121H184L185 119H187L188 117H189V115H188V117H186L187 115H186V113L184 114V116L183 115H181V116H183L184 117V120H182L183 118L180 116V117H177V119H175L174 118V116H176V114H174V116L172 115V117H171ZM177 115V116H178ZM229 115V114H228ZM255 115H257V114H255ZM254 115V116H255ZM13 116V117H14ZM97 116L95 117V121L96 120H98V119H96L97 118ZM139 116V115H138ZM158 114H156V116H154V118L156 119V118H158V119H160V117L158 116ZM247 116H249V115H247ZM251 116V115H250ZM254 116H251V117H254ZM117 117V116H116ZM116 117H114V118H116ZM153 117V116H152ZM164 117V116H163ZM168 117H169V119H168ZM225 117V116H224ZM257 117V116H256ZM17 118V117H16ZM101 118H99V119H101ZM165 118V117H164ZM171 118V119H170ZM173 118V119H172ZM180 118V119H179ZM191 117H189L188 119H190ZM195 118V117H194ZM215 118V117H214ZM236 118V117H235ZM249 118V117H248ZM261 118V117H260ZM259 118V119H260ZM80 119V118H79ZM108 120L107 121H110V119H111V117H110V119L109 118H107ZM113 119V118H112ZM129 119H130V117H129ZM135 119V118H134ZM175 119V120H174ZM208 119V118H207ZM243 119V118H242ZM245 119V118H244ZM250 119H252V118H250ZM33 120V119H32ZM117 120V119H116ZM194 120V119H193ZM237 120V119H236ZM253 120V119H252ZM257 120V119H256ZM255 120V121H256ZM85 121V120H84ZM94 121V120H93ZM102 121V120H101ZM100 121V122H101ZM161 121H162V119H161ZM160 121V122H161ZM177 121V122H176ZM178 121H179V123H178ZM191 121V120H190ZM212 121V120H211ZM254 121V122H255ZM259 121V120H258ZM91 122V121H90ZM97 122V121H96ZM106 122V121H105ZM104 122V123H105ZM112 122V121H111ZM110 122V123H111ZM156 122H158L157 120H156ZM155 122V123H156ZM177 124H176V123ZM195 123L197 122V120H195L194 121ZM215 122V121H214ZM228 122V121H227ZM233 122V121H232ZM7 123V122H6ZM89 123V122H88ZM101 123H103V121L101 122ZM109 122H107V124H108ZM118 123H120V121H118ZM128 123V122H127ZM153 123V122H152ZM174 123H175V125H174ZM182 123H184V122H182ZM186 123H188V122H186ZM195 123H193L192 122V124H195ZM211 123V122H210ZM212 123H213V121H212ZM1 124V123H0ZM3 124V123H2ZM1 124V125H2ZM106 124V123H105ZM104 124V125H105ZM134 124V123H133ZM132 124V125H133ZM181 124V123H180ZM218 124V123H217ZM216 124V125H217ZM221 124V123H220ZM251 124V123H250ZM253 124V123H252ZM0 125V136H1V138H2V140H3V138H6V137H8L10 140H14L16 137H17V134H18V132H16L14 129V132H13V130L12 131H10V132H8V133H11V134H8L6 131H8V130H6V131H4V128L2 127ZM4 125V124H3ZM56 125V126H57ZM89 125H90V123H89ZM100 125H102V124H100ZM104 125H103V127H104ZM115 125H117V124H115ZM114 125V126H115ZM183 125H185V124H183ZM183 125H181V126H183ZM223 125L224 124H222L221 125V127L223 128ZM12 126V125H11ZM14 126V125H13ZM12 126V127H13ZM96 125H94V128L95 129H97V126L95 127ZM108 126V125H107ZM155 126V125H154ZM180 126V125H179ZM207 126V125H206ZM219 126V125H218ZM237 126V125H236ZM239 126V125H238ZM237 126V127H238ZM255 126H256V124H255ZM260 126V125H259ZM4 127H5V125H4ZM16 127H17V125H16ZM16 127L14 126L13 128H15L16 129ZM36 127V126H35ZM38 127V126H37ZM89 127V126H88ZM115 127H117V126H115ZM118 127H119V125H118ZM149 127V126H148ZM147 127V128H148ZM153 127V126H152ZM186 127H188L189 128V126L188 125H186L185 126V128ZM201 127H204V126H201ZM220 127V126H219ZM220 127V128H221ZM225 127V126H224ZM226 127H228V126H226ZM236 127V128H237ZM240 127V126H239ZM19 128V127H18ZM47 128V129H48ZM151 128V127H150ZM158 128V127H157ZM156 128V129H157ZM191 129H192V127H190ZM209 128V127H208ZM211 128V127H210ZM213 128V127H212ZM211 128V129H212ZM217 128V127H216ZM230 128H231V126H230ZM236 128H235V126H234V128H233V130L235 129L236 130ZM241 129L243 128V127H240ZM7 129V128H6ZM9 129V128H8ZM20 129V128H19ZM31 129V128H30ZM77 129V128H76ZM79 129V128H78ZM95 129H94V132H96L95 131ZM108 129H111L110 127H108ZM125 129H126V127H125ZM141 129V128H140ZM152 129V128H151ZM159 129V128H158ZM183 129V128H182ZM198 129V128H197ZM226 129V128H225ZM232 129V128H231ZM239 129V128H238ZM240 129V130H241ZM27 130H29V129H27ZM80 130V129H79ZM127 130V129H126ZM200 130V129H199ZM214 130V129H213ZM223 130V129H222ZM240 130H237V132L236 133H239L240 132ZM98 131V130H97ZM101 131V130H100ZM122 131H124V130H122ZM134 131H135V129H134ZM169 133H168V132ZM188 131V130H187ZM197 131V130H196ZM202 131V130H201ZM201 131H199V132H201ZM204 131V130H203ZM202 131V132H203ZM261 131V130H260ZM30 132V131H29ZM31 132H34V131H31ZM43 132H44V130H43ZM201 132V133H202ZM207 132V131H206ZM214 132H216V129L214 130ZM218 132V131H217ZM222 132V131H221ZM228 132V131H227ZM244 132H246L245 130L243 131V132H240L239 133V136L240 137H236V136H238V135H236V133L234 134L233 133V135L231 134L232 132H230V135L231 136H233L232 138L235 140V139H238V141H237V144H238V142L239 141H242L243 142V140H242V136H244L243 134H244ZM17 133V134H16ZM42 133V132H41ZM53 133V132H52ZM124 133V132H123ZM165 133H167V134H165ZM200 133V134H201ZM208 133V132H207ZM248 133H249V131H248ZM247 133V134H248ZM263 133V132H262ZM26 134V133H25ZM49 134V133H48ZM122 134V133H121ZM120 134V135H121ZM124 134H126V133H124ZM134 134V133H133ZM189 134V133H188ZM194 134V133H193ZM202 134H204V133H202ZM223 134V133H222ZM228 134H229V132H228ZM28 135V134H27ZM46 135V134H45ZM106 135V134H105ZM131 135V134H130ZM136 135V136H137ZM139 135L137 136L139 139H140V137H139ZM190 135V134H189ZM227 135V134H226ZM229 135V136H230ZM257 135V134H256ZM127 136H129L128 134L126 135V138H127ZM245 136H246V133H245ZM253 136H254V134H253ZM54 137V136H53ZM92 137V136H91ZM102 137H103V134H102ZM120 137V136H119ZM186 137V136H185ZM197 137H199V135L197 136ZM219 137H224V136H221V133H220V136ZM48 138H50V140H52L51 138V136L49 137L48 136ZM134 138V137H133ZM133 138H132V140H133ZM202 138V137H201ZM226 138V137H225ZM247 139V141H249V140H252V139H249V137L247 136L246 137ZM255 138V137H254ZM7 139V138H6ZM93 139H96V138H93ZM131 139V138H130ZM129 139V140H130ZM134 139H136V138H134ZM206 139V138H205ZM214 139H216V138H214ZM213 138L211 139V141L212 142H210L212 145H214V147H215V143L218 141H216V140H214ZM228 139V138H227ZM229 139H230V137H229ZM232 139V140H233ZM245 139V138H244ZM260 139V138H259ZM29 140V139H28ZM34 140V139H33ZM38 140H39V138H38ZM132 140H131V143H133L132 142ZM220 140V139H219ZM231 140V139H230ZM230 141V142H234V141ZM261 140H262V138H261ZM89 141V140H88ZM103 141V140H102ZM191 141V142H192ZM201 141V140H200ZM210 141V140H209ZM253 141V142H252ZM252 141H250L249 142V144L248 145H251V144H253V143H255V140H252ZM0 142H1V140H0ZM6 141H4V143H5ZM37 142V141H36ZM101 142V140L99 141L98 140V145H100L99 143ZM128 143H129V141H127ZM187 142V144L188 145H186L185 146V143ZM189 142V143H188ZM8 143H13V142H8ZM56 143V142H55ZM79 143H80V141H79ZM126 143V142H125ZM24 144V143H23ZM107 144V143H106ZM124 144V143H123ZM122 144V145H123ZM217 144V143H216ZM218 144H219V142H218ZM217 144V145H218ZM235 144V143H234ZM240 144V145H239ZM239 146H241L242 145V143L241 142H239ZM257 144V143H256ZM115 145H118V144H115ZM132 145V144H131ZM159 145V147L161 148V146L163 147V149H161V151H163V150H165V149H167V148H173L174 150V152H172V153H174L175 154V152H178V150H180V152L182 153V149L183 148H185V147H188V154H189V159L187 158V160L188 161H191V164L189 163V165H193L192 167L191 166H188V167H186V165L185 164H187V163H185L184 164V162L186 161V159L184 160L183 158H182V155H184V152H183V154H175V155H172L171 154V152H170V154H171V156H173L172 158H173V165L172 164H170V163H167V159H164V162H165V165L164 166H161L160 164H159V162L158 161H160L159 160V158H161V157H159L158 159L157 158H153L152 156H155L156 154H155V151L156 150H158L156 147ZM161 145V146H160ZM244 145V144H243ZM0 146H2L1 144H0ZM3 146H4V144H3ZM32 146V145H31ZM34 146H36V145H34ZM38 146H39V144H38ZM47 146V145H46ZM45 146V147H46ZM97 146V145H96ZM95 146V147H96ZM133 146V145H132ZM236 146V145H235ZM8 147V146H7ZM7 147H4L5 149H7ZM91 147V146H90ZM98 147V146H97ZM117 147V146H116ZM120 147V150H122V151H124V148H121V147H123V146H119ZM119 147H118V150H119ZM127 147H128V145H127ZM158 147V148H159ZM213 147V146H212ZM29 148V147H28ZM49 148V147H48ZM47 148V149H48ZM129 148V147H128ZM160 148H159V152H161L160 151ZM230 148V149H229ZM13 149V148H12ZM27 149V148H26ZM30 150L32 149V150H34L35 149V147L33 148H29ZM98 149V148H97ZM96 149V150H97ZM126 149V148H125ZM132 149V148H131ZM131 149H128L129 151L131 150ZM200 149V150H199ZM31 150V151H32ZM41 150V149H40ZM65 150H67V149H65ZM64 150V151H65ZM184 150H186V149H184ZM204 150V149H203ZM31 151H28V153L29 152H31ZM44 150H42V152H43ZM45 151H47V150H45ZM72 151V150H71ZM125 151H127V150H125ZM128 151V152H129ZM135 150H133L132 152H134ZM250 151V150H249ZM248 151V152H249ZM2 152H4V150L2 151ZM24 152H26L25 151V149H24ZM73 152V151H72ZM113 152V151H112ZM116 152H117V149H116ZM131 152V153H132ZM137 152V151H136ZM135 152V153H136ZM158 151L156 152V153H159ZM187 152V151H186ZM206 152V153H205ZM253 152V151H252ZM27 153V152H26ZM27 153V155H29ZM65 153V152H64ZM63 153V154H64ZM98 153V152H97ZM108 153V152H107ZM114 153V152H113ZM120 153V152H119ZM135 153L133 154V156L132 157H135L136 155H135ZM162 153H164V151L162 152ZM203 154L204 153V155H200V154ZM2 154H4V153H2ZM15 154V153H14ZM39 154V153H38ZM104 154V153H103ZM121 154V153H120ZM161 154V153H160ZM66 155V154H65ZM68 155V154H67ZM82 155V154H81ZM85 155V154H84ZM90 155V154H89ZM118 155V154H117ZM131 155V154H130ZM135 155V156H134ZM162 155H164V154H162ZM31 156H35V153L34 154H32ZM30 156V157H31ZM38 156V155H37ZM121 156V155H120ZM127 156H128V154L127 153H125V157L127 158ZM169 156V155H168ZM18 157V156H17ZM38 157H40V156H38ZM60 157H61V155H60ZM97 157V156H96ZM95 156H94V158L95 159H97ZM102 157H104V156H102ZM124 157V158H125ZM131 157V158H132ZM137 157V156H136ZM167 157V156H166ZM249 157V156H248ZM5 158V157H4ZM23 158H26V157H23ZM33 158V157H32ZM43 158V157H42ZM58 158V157H57ZM61 158H63V156L61 157ZM61 158H59V159H61ZM155 159L154 160V162H153V160H150V159ZM185 158V157H184ZM2 159V158H1ZM22 159V158H21ZM35 159V158H34ZM34 159L32 160L33 162H34ZM74 159V158H73ZM137 159V158H136ZM79 160V159H78ZM94 160V159H93ZM98 160V159H97ZM96 160V161H97ZM163 160V159H162ZM252 160V159H251ZM256 160V159H255ZM14 161V160H13ZM39 161V163L37 164V163H35L36 162V160H35V164H37L36 166L34 165V163L32 164V165H34V167L32 168V171L34 170L35 171V173H36V176L34 177V180H29V177H30V175H32L33 174V172H31V173H28V169H25L26 171H27V175H29V177L27 178V175L25 174V177L27 178V181H24L23 183L21 182L20 183V181H22V179L23 178H20V177H18V178H20L21 180L19 181V183H20V185H24L23 186V188H24V190H23V192L25 193V195H28V196H30V197H33V196H38V195H42V197L44 198V194H47L48 192H49V195H48V197L49 196H51L50 195V192L52 193V195L54 194V196L56 197H58V196H60V198L62 199V198H68L70 201L71 200H74L77 196V194H75L74 195V191H70L69 190V186H67L69 183H67V182H65L66 180H65V178L67 177H63V175H62V172L61 171H57L58 169L57 168H55V169H57L56 171L55 170H52V167L50 168L51 169V171L49 170V172L48 171H46V173L45 172H43L42 171V169H44V170H46L47 168H45L44 167V165L46 164H44L43 166H39V164H41V161L40 160H38V158H37V162ZM47 161V160H46ZM45 161V162H46ZM63 161V160H62ZM61 161V163H63ZM91 162H92V160H90ZM128 161V160H127ZM133 161H135V159L133 160ZM133 161H132V163H133ZM169 161V160H168ZM171 161V160H170ZM254 161V160H253ZM253 161L251 162V163H253ZM259 161V160H258ZM1 163H2V161H0ZM43 162V161H42ZM50 162V161H49ZM56 163H59L58 161H55ZM77 162V161H76ZM129 162V161H128ZM130 162H131V160H130ZM129 162V163H130ZM155 162H158V164H156V170H154V172H153V167H152V165H153V163H155ZM28 163V162H27ZM72 163V162H71ZM90 163V162H89ZM128 163V164H129ZM132 163H130V165L132 164ZM255 163V162H254ZM259 163H261V162H259ZM3 164V163H2ZM6 164V163H5ZM4 164V165H5ZM24 164V163H23ZM47 164H48V161H47ZM55 164V163H54ZM79 164V163H78ZM78 164H75V165H78ZM88 164V163H87ZM87 164H85V165H87ZM91 164V163H90ZM117 164V163H116ZM14 165H16L15 163H14ZM30 165V164H29ZM28 165V166H29ZM31 165V166H32ZM50 165V164H49ZM49 165H47V166H49ZM60 165V164H59ZM62 165V164H61ZM89 165V164H88ZM174 165H177L178 166V168L176 169L175 168V166ZM188 165V164H187ZM204 165H206L205 167H204ZM259 165V164H258ZM1 166V165H0ZM123 166H124V168H123ZM255 166H256V164H255ZM263 166V165H262ZM6 167V166H5ZM27 167V166H26ZM36 167V168H35ZM44 167V168H43ZM56 167V166H55ZM72 167V166H71ZM76 167V166H75ZM126 167V168H125ZM1 168H3L4 169V167L2 166ZM7 168V167H6ZM31 168V167H30ZM74 168V167H73ZM79 168H81L80 166H79ZM86 168V167H85ZM262 168V167H261ZM8 169V168H7ZM36 169V170H35ZM48 169H49V167H48ZM47 169V170H48ZM61 169V168H60ZM59 169V170H60ZM83 169V168H82ZM86 170V169H85ZM91 170H89V172L91 171ZM3 171H5V170H3ZM22 172V171H21ZM24 172V171H23ZM64 172V171H63ZM92 172V171H91ZM140 172H146L147 173V176H148V178H146V180H144V181H141L140 179V175H139V173ZM20 173V172H19ZM26 173V172H25ZM206 173V174H205ZM262 173V172H261ZM22 174V173H21ZM144 174V173H143ZM143 174H141V175H143ZM206 175V177H205V175ZM7 175V174H6ZM193 175H196V178H194V177H192ZM201 175L203 176V177H205V178H201ZM16 176V175H15ZM259 176V175H258ZM23 177H24V174H23ZM24 177V178H25ZM69 177V176H68ZM145 177V176H144ZM261 177V176H260ZM25 178V179H26ZM143 178V177H142ZM17 179V178H16ZM24 179V180H25ZM71 180V179H70ZM78 180H79V178H78ZM86 180V179H85ZM16 181V180H15ZM72 182H73V180H71ZM71 182V183H72ZM91 182V183H90ZM89 183H90V185H93V180L92 181H90ZM19 183H18V185H15L14 187H17L16 189H21L22 190V188H20L19 186ZM65 183H66V185H65ZM138 183H140V185H139V188H137V184ZM71 185V184H70ZM21 186V187H22ZM74 186V185H73ZM80 186V185H79ZM145 186H147L146 188H145ZM72 187V186H71ZM75 187V186H74ZM90 189H92V188H90ZM98 188H96L95 190H97ZM147 189H146V191H147ZM77 190V189H76ZM89 190V189H88ZM1 191V190H0ZM20 191V190H19ZM18 191V192H19ZM90 191V190H89ZM88 191V192H89ZM101 191H99V193L101 192ZM259 191H261V192H263V199H262V201L261 200H259V201H261L260 203L261 204H258L259 206L260 205H262V207H261V209L259 208V213H253L254 215H252L251 214V216L249 215V216H247L246 214V216L243 218V219H241V221H240V218H239V221H237L236 222V219H235V224H234V226L231 228V226H230V228L229 229H227V228H225V229H227V232H225V234H223V233H220V234H222V236H219V238L217 239V240H214V242H213V240H211L212 241V243L210 244L211 246L208 248V250H207V252L206 253H204V254H207V259H204L206 256H204L203 255V253L202 252H199V251H196V250H192L189 254H187L186 255V251H184L183 249V254H180V255H177V254H175L174 256H171L170 257V255H171V253H172V251H174V249L175 248H177L176 247V244L175 245H172V244H174V242L179 238V237H181L180 235H181V233L182 234H184L183 233V231H182V228L185 226V227H189L190 225V229L189 230H191L192 229V227L194 228L195 227V224H196V221L195 220H191V218L188 220V217L187 216H189V214L190 213H188V215H187V210L188 209H190V210H192V213L190 214V215H192L191 217H192V219H193V217H196L195 215V208L196 209H198L197 208V206H199L200 204L202 205L203 203H205L204 201V199L202 198V197H204L203 195H206L208 198L209 197H211V199L213 198L214 200L215 199H217L216 200V202L218 203V201L219 202H221L222 200H223V202L224 201H227L229 198H231V199H237V196H241V198L243 199L242 200V202L244 201V196H245V199H247L246 198V196L249 198L250 196L249 195H251V193L253 192L254 194H256L257 192H259ZM17 192V193H18ZM78 192H80V191H78ZM101 192V193H102ZM164 192V194L162 195V193ZM229 192H235L236 194H233V195H230V193ZM9 193H11V192H8V194ZM20 193H22V191H20ZM94 193V192H93ZM252 193V194H253ZM97 194V193H96ZM103 194H105V193H103ZM259 194H260V192H259ZM3 195V194H2ZM20 195V194H19ZM46 195V196H47ZM95 195V194H94ZM106 195H108V194H106ZM136 195V194H135ZM138 195V194H137ZM235 195V196H234ZM28 196L26 197V201H27V199H29V200H32V199H30V197L28 198ZM45 196V197H46ZM53 196V197H54ZM100 196H102V195H100ZM230 196H232V197H230ZM234 196V197H233ZM253 196V195H252ZM258 196V195H257ZM39 197V196H38ZM38 197H36V198H38ZM56 197V198H57ZM92 197H94V196H92ZM143 197V196H142ZM22 198H23V195H22ZM77 198H80L79 196L77 197ZM82 198V197H81ZM80 198V199H81ZM108 198H112V196H110V194H109V197ZM114 198V197H113ZM132 198H133V196H132ZM134 198H135V196H134ZM207 198V199H208ZM10 199V198H9ZM34 199V198H33ZM68 199L66 200L67 202H68ZM79 199V200H80ZM92 199V198H91ZM94 199V200H93ZM92 200L93 201H95V198H93ZM109 199V200H110ZM116 199V198H115ZM148 199H149V197H148ZM251 199V198H250ZM13 200V199H12ZM34 200H36V199H34ZM51 200V199H50ZM49 200V201H50ZM88 200V199H87ZM114 200V199H113ZM129 200V201H128ZM140 200V199H139ZM143 200V199H142ZM142 200H140V201H142ZM145 200V199H144ZM33 201V200H32ZM55 201V200H54ZM59 201V200H58ZM57 201V202H58ZM69 201V202H70ZM82 201V200H81ZM80 201V202H81ZM91 201V200H90ZM111 201H112V199H111ZM114 201H116V200H114ZM132 201H133V199H132ZM257 201V200H256ZM255 201V202H256ZM25 202V201H24ZM64 202V201H63ZM77 202V201H76ZM88 202V201H87ZM135 202V201H134ZM214 201H212L211 202V204L213 203ZM222 202V203H223ZM227 202H229V200L227 201ZM226 202V203H227ZM12 203V202H11ZM51 203V202H50ZM71 203H72V201H71ZM141 203V202H140ZM207 203H209V201L207 202ZM237 203V202H236ZM241 203V202H240ZM45 204V203H44ZM75 204V203H74ZM88 204V203H87ZM97 204H98V202H97ZM111 204H113V203H111ZM127 204H129V203H127ZM131 204V203H130ZM134 204V203H133ZM247 204V203H246ZM76 205H78V203H76ZM114 205H115V202H114ZM136 205V204H135ZM141 205V204H140ZM224 205H225V203H224ZM229 205V204H228ZM232 205V204H231ZM244 205V204H243ZM249 205H251V204H249ZM84 206V205H83ZM117 206H118V204H117ZM138 206V205H137ZM219 206V205H218ZM258 206V207H259ZM36 207V206H35ZM109 207V206H108ZM147 207V206H146ZM231 206H229V208H230ZM245 208V206H242V208ZM247 207V206H246ZM252 207H253V205H252ZM9 208V207H8ZM103 208V207H102ZM112 208V207H111ZM110 208V209H111ZM115 208H116V206H115ZM139 208H140V206H139ZM166 208V210H164ZM213 208V207H212ZM220 208H221V204H220ZM219 208V209H220ZM241 208V207H240ZM10 209V208H9ZM33 209H34V207H33ZM32 209V210H33ZM38 209H40V208H38ZM47 209V208H46ZM49 209V208H48ZM87 209H90V208H87ZM114 209V208H113ZM180 209H183V212H181L182 214H180ZM199 209H200V207H199ZM198 209V210H199ZM207 209H208V207H207ZM218 209V210H219ZM222 209H224V207L222 208ZM254 209V208H253ZM35 210V209H34ZM53 210V209H52ZM55 210V209H54ZM79 210V209H78ZM141 210V209H140ZM215 210V209H214ZM216 210H217V207H216ZM227 210V209H226ZM246 210V209H245ZM12 211V209L10 210V212ZM42 212H43V210H41ZM80 211H81V209H80ZM79 211V212H80ZM88 211V210H87ZM90 211V210H89ZM91 211H93V212H95L94 210H92L91 209ZM103 211V210H102ZM164 211H167V214L166 215H168V217H166L165 218V215H164V213H166V212H164ZM85 212V211H84ZM188 212H191V211H188ZM207 212H208V210H207ZM222 212V211H221ZM239 212V211H238ZM252 212V211H251ZM253 212H255V210L253 211ZM1 213V212H0ZM4 213V212H3ZM6 213V212H5ZM4 213V214H5ZM41 213V212H40ZM81 213V212H80ZM88 213V212H87ZM90 213V212H89ZM145 213H146V211H145ZM214 213V212H213ZM216 213V212H215ZM214 213V214H215ZM246 213H248V212H246ZM250 213V212H249ZM37 214V213H36ZM91 214V216H88V217H92L93 218V216H92V214L93 213H90ZM104 214V213H103ZM142 214V213H141ZM154 214H155V216H154ZM198 215L200 214L199 212L197 213ZM206 214V213H205ZM217 214V213H216ZM225 213H223V215H224ZM240 214V213H239ZM242 214V213H241ZM96 215V214H95ZM211 215V214H210ZM219 215V214H218ZM217 215V216H218ZM221 215V214H220ZM219 215V216H220ZM222 215V216H223ZM236 215V217H238V215H237V213L235 214ZM243 215V214H242ZM241 215V216H242ZM37 216V215H36ZM47 216V215H46ZM49 216V215H48ZM140 216V215H139ZM148 216V215H147ZM201 216V215H200ZM200 216L198 217L197 216V218H200ZM216 216V215H215ZM214 216V217H215ZM234 216V215H233ZM240 216V215H239ZM77 217H79V216H77ZM95 217H97V216H95ZM190 217V216H189ZM213 217V216H212ZM221 217V216H220ZM220 217H216V219L218 218V220H219V218ZM226 217H228V216H226ZM232 217V216H231ZM108 218V217H107ZM126 218V217H125ZM186 218H187V221H189V225H186ZM203 218V217H202ZM206 218V217H205ZM221 218H224V217H221ZM228 218H230V217H228ZM233 218H235V217H233ZM16 218H14L12 221H13V223L16 221L15 220ZM25 218H23L22 220H24ZM104 219H106V218H104ZM216 219L214 218V221H216ZM238 219V218H237ZM8 220V219H7ZM56 220H57V218H56ZM95 220L96 219H94V222H95ZM98 220V219H97ZM107 220V219H106ZM200 220H203V219H201L200 218ZM208 220V219H207ZM206 220V221H207ZM212 220V219H211ZM2 221H5V220H2ZM12 221H9V222H12ZM84 221V220H83ZM82 221V222H83ZM120 221V220H119ZM125 221V220H124ZM190 221H191V224H190ZM228 221L229 220H227V223H228ZM23 222V221H22ZM53 222V221H52ZM60 222V221H59ZM58 222V223H59ZM62 222H64V221H62ZM61 222V223H62ZM69 222H73V219L71 220V221H69ZM80 222V221H79ZM103 222H105V221H103ZM118 222V221H117ZM116 222V223H117ZM204 222V221H203ZM220 222H222V221H219V223ZM231 222V221H230ZM233 222V221H232ZM18 223V222H17ZM56 224H54V225H52V226H55L54 227V230L52 231V230H44V228L42 229L41 227H40V229H42L43 231H42V235H41V240L43 239V237L45 238V239H49L48 237L50 236V237H52V235L53 234H55V232L57 231V232H59V230H58V228L61 226H57L58 225V223L57 222H55ZM92 223V222H91ZM90 223V224H91ZM102 223V222H101ZM114 223V222H113ZM119 223V222H118ZM127 223V222H126ZM131 223V222H130ZM143 223V222H142ZM200 223V222H199ZM219 223H217V224H219ZM226 223V224H227ZM3 224V223H2ZM74 224V223H73ZM81 224V223H80ZM88 224V223H87ZM103 224V223H102ZM104 224H106V223H104ZM132 224V223H131ZM202 224H204V223H202ZM231 224V223H230ZM229 224V225H230ZM232 224V225H233ZM5 225V224H4ZM7 225V224H6ZM6 225H5V227H6ZM28 225H30L31 226V223L29 224L28 223ZM92 225V224H91ZM96 225V224H95ZM94 225V227H98V226H95ZM110 225V224H109ZM114 225V224H113ZM128 225V224H127ZM132 225H134V224H132ZM136 225H138V224H136ZM220 225H222L221 223H220ZM228 225V224H227ZM3 226V225H2ZM27 226V225H26ZM39 226V225H38ZM135 226V225H134ZM141 226V225H140ZM204 226V225H203ZM217 226V225H216ZM10 226L9 225H7V228H9ZM14 227H15V225H14ZM28 227V226H27ZM26 227V228H27ZM104 227V226H103ZM110 227V226H109ZM109 227H107V228H105V229H100V227H98L99 229H100V231H99V233L101 232V233H103V235H101V233L99 234L100 236H102V237H100L101 239H104V238H107V239H112V237H113V239H115L116 237H115V234H112L111 233V231H113V230H109ZM124 227H127L126 225L124 226ZM133 227V226H132ZM132 227H130L131 229H132ZM208 227V226H207ZM0 228H3V227H1L0 226ZM25 228V229H26ZM31 228V227H30ZM61 228V227H60ZM63 229H65L64 227H62ZM95 228V229H96ZM98 228L96 229V231L98 230ZM116 228H117V226H116ZM120 228V227H119ZM136 228V227H135ZM139 228H144V226L143 227H139ZM199 228V227H198ZM208 228H210V227H208ZM217 228V227H216ZM11 229H12V227H11ZM10 229V230H11ZM39 229V230H40ZM120 229H123V227L122 228H120ZM133 229H134V227H133ZM146 229V228H145ZM186 229V228H185ZM184 229V230H185ZM214 230H215V228H213ZM27 230V229H26ZM30 229L28 228V231H29ZM56 230V231H55ZM207 230V229H206ZM219 230H221V229H219ZM224 230V229H223ZM229 230V231H228ZM3 231H4V228H3ZM24 231L25 230H23L21 233H23L24 234ZM28 231H26L27 232V234H28ZM31 231V230H30ZM29 231V232H30ZM75 231V230H74ZM116 232H118V230H115ZM114 231V232H115ZM133 231H135V230H133ZM139 231V230H138ZM199 231V230H198ZM208 231V230H207ZM206 231V232H207ZM226 231V230H225ZM34 232V231H33ZM70 232H72V231H70ZM91 232V231H90ZM98 232V231H97ZM125 232V231H124ZM126 232H127V229H126ZM185 232V231H184ZM187 232V231H186ZM217 232L218 231H216V234H217ZM6 233V232H5ZM9 233V232H8ZM8 233H6V234H8ZM11 233V232H10ZM31 233V232H30ZM35 233H37L38 234V231L37 232H35ZM41 233V232H40ZM40 233H39V235H40ZM134 233V232H133ZM132 233V234H133ZM135 233H137V232H135ZM140 233H141V231H140ZM143 233V232H142ZM16 234V233H15ZM22 234V235H23ZM120 234H122V233H120ZM127 234V233H126ZM131 234V233H130ZM139 234V233H138ZM190 234V233H189ZM211 234V233H210ZM209 232H208V235H207V237H210L209 235ZM21 235V234H20ZM43 235H46L47 236V238H46V236H43ZM49 235V236H48ZM56 235V234H55ZM95 235H97V234H95ZM117 235V234H116ZM129 235V234H128ZM185 235V234H184ZM184 235L182 236V239L184 240L185 238H183L184 237ZM212 235H213V233H212ZM211 235V236H212ZM215 235V234H214ZM219 235V234H218ZM6 236V238L8 237V235H5ZM9 236H10V234H9ZM18 236H19V234H18ZM32 236V235H31ZM37 236V235H36ZM54 236V235H53ZM141 236V235H140ZM186 236V235H185ZM206 236V235H205ZM29 238H31L32 239V237H30V235L28 236ZM27 237V238H28ZM34 237H35V235H34ZM33 237V238H34ZM40 237V236H39ZM57 237V236H56ZM122 237H125V236H122ZM122 237H119V238H122ZM128 237V236H127ZM129 237H130V235H129ZM133 237H134V235H133ZM143 237V236H142ZM141 237V238H142ZM149 237V239H150V237H151V239L152 240H147L146 238H148ZM0 238H1V236H0ZM5 238V239H6ZM19 238H21V236L19 237ZM118 238V237H117ZM126 238V237H125ZM135 238V237H134ZM211 238V237H210ZM212 238H213V236H212ZM215 238H217L216 236H215ZM21 239H23V238H21ZM35 239H36V237H35ZM69 239V238H68ZM182 239H179V240H182ZM9 240L10 239H7V241L9 242ZM18 240V238L16 239V241ZM38 240H40V239H38ZM38 240H36V241H38ZM50 240V239H49ZM48 240V241H49ZM66 240V239H65ZM64 240V241H65ZM121 239H119V241H120ZM122 240H123V238H122ZM124 240H126V239H124ZM130 240H132L133 241V238H131L130 237ZM187 240V239H186ZM204 240V239H203ZM205 240H207V239H205ZM7 241H5L4 243H6ZM91 241V240H90ZM108 241V240H107ZM111 242H113L112 240H110ZM115 241V240H114ZM131 241V242H132ZM138 241V240H137ZM14 241H10L7 245H6V247L9 249V250H7L8 251V254H9V252H11V253H13V254H16L17 256L18 255H21V253L22 254H24V255H27V254H31L30 253V251H31V249H33V244H30L31 246H32V248L31 247H28V242L26 243L25 242V239H23V240H19V241H17L16 243H13ZM30 242V241H29ZM58 242V241H57ZM96 242V241H95ZM110 242V246H111V244H113V243H111ZM116 242V241H115ZM121 242V241H120ZM139 242V243H140ZM183 242V241H182ZM36 243V242H35ZM102 243H104V242H102ZM105 243H106V241H105ZM123 242H121V244H122ZM161 243H162V241H161ZM51 244V243H50ZM57 244V243H56ZM101 244V243H100ZM108 244H109V241H108ZM107 244V245H108ZM117 244H119V243H117ZM124 244H126L127 245V243H123V245ZM141 244V243H140ZM143 244V243H142ZM141 244V245H142ZM148 244V243H147ZM147 244H144L145 245V247H146V245ZM152 245H153V243H151ZM150 244V245H151ZM55 245V244H54ZM99 245V244H98ZM106 245V246H107ZM140 245V247L142 248V246ZM149 245V246H150ZM155 245V246H156ZM166 245V246H165ZM179 245V244H178ZM198 245V244H197ZM43 246V245H42ZM82 246H83V244H82ZM96 246V245H95ZM101 246H102V244H101ZM103 246H104V244H103ZM102 246V247H103ZM106 246H104V247H106ZM119 246H121L120 244H119ZM138 246V245H137ZM148 246V245H147ZM174 246H175V248H174ZM69 247V246H68ZM139 247V246H138ZM151 247V246H150ZM157 247V246H156ZM182 248L183 247H185V246H181ZM31 248V249H30ZM36 248V247H35ZM47 248V247H46ZM100 249H101V247H99ZM158 248V247H157ZM172 248H174L173 250H172ZM178 248H180V245L178 246ZM177 248V249H178ZM196 248V247H195ZM3 249V248H2ZM1 249V250H2ZM5 249V248H4ZM39 249V248H38ZM51 249V248H50ZM90 249V248H89ZM103 249V248H102ZM105 249V248H104ZM104 249H103V251H104ZM107 249V248H106ZM40 250V249H39ZM110 250H111V248H110ZM159 250V249H158ZM179 250V251H178ZM177 250V252H180V249H178ZM41 251V250H40ZM39 251V252H40ZM46 251V250H45ZM48 251H50V250H48ZM48 251L45 253H43V251L40 253V254H38L37 255V259H34L35 258V256L33 255V253H32V255L34 256L33 257V259L32 260H34L33 262V264H39V263H51V262H53L54 260H56L55 259V252H52V251H50L49 253H48ZM115 251V250H114ZM122 251V250H121ZM86 252V251H85ZM92 252H94V251H91V254H92ZM108 252V251H107ZM136 252H138V251H136ZM175 252V251H174ZM173 252V253H174ZM7 253V252H6ZM10 253V254H11ZM25 253H27V254H25ZM36 254H37V252H35ZM34 253V254H35ZM68 253V252H67ZM84 253V252H83ZM82 253V254H83ZM105 253V252H104ZM126 253H127V251H126ZM181 253V252H180ZM13 254H12V256H13ZM96 254V253H95ZM103 254V253H102ZM106 254V253H105ZM105 254H104V256H105ZM109 254H110V252H109ZM112 254V253H111ZM123 254V253H122ZM159 254V253H158ZM24 255H23V258H22V260H25L24 259ZM98 255H100V254H98ZM97 255V256H98ZM116 255H119V254H116ZM160 255V254H159ZM163 255H161V256H163ZM201 255H203V257H201ZM17 256H15V257H17ZM28 256V255H27ZM67 256V255H66ZM90 256V255H89ZM101 256V255H100ZM99 256V257H100ZM111 256V255H110ZM113 256V255H112ZM111 256V257H112ZM160 256V257H161ZM5 257H7V255L5 256ZM18 257H20V256H18ZM61 257V256H60ZM95 257H96V255H95ZM102 257V256H101ZM10 258V257H9ZM12 258V257H11ZM56 258H58V257H56ZM98 257H96V258H94V259H97ZM104 258V257H103ZM102 258V259H103ZM113 258V257H112ZM125 258H127V257H125ZM135 258V257H134ZM134 258L132 259V260H134ZM3 259V258H2ZM15 259V258H14ZM18 259V258H17ZM30 259V258H29ZM30 259V260H31ZM63 259V258H62ZM120 259V258H119ZM118 259V260H119ZM142 259V258H141ZM19 260V259H18ZM29 260V261H30ZM31 260V261H32ZM36 260V261H35ZM58 260V259H57ZM93 260V259H92ZM97 260H99V259H97ZM105 260V259H104ZM109 260H111V259H109ZM125 260V259H124ZM123 260V261H124ZM127 260H129V258L127 259ZM145 260V259H144ZM143 260V261H144ZM0 261H1V259H0ZM17 261V260H16ZM19 261H21V259L19 260ZM26 261V260H25ZM71 261V260H70ZM115 261V260H114ZM113 261V262H114ZM135 261V260H134ZM137 261L138 260H136V263H137ZM141 261V260H140ZM36 262V263H35ZM89 263H90V261H88ZM97 262V261H96ZM99 262V261H98ZM97 262V263H98ZM101 262H102V260H101ZM125 262V261H124ZM129 262H130V260H129ZM146 262V261H145ZM157 262V261H156ZM160 262V261H159ZM32 263V262H31ZM65 263V262H64ZM116 263H117V261H116ZM122 263V262H121ZM126 263V262H125ZM133 263V262H132ZM135 263V262H134ZM140 263H142V262H140ZM149 263V262H148ZM155 263V262H154ZM162 263H164L163 261H162ZM80 264V263H79ZM81 264H83V263H81ZM85 264V263H84ZM91 264V263H90ZM100 264V263H99ZM113 264V263H112ZM117 264H119V261H118V263ZM129 264V263H128ZM138 264V263H137ZM150 264V263H149ZM160 264H161V262H160Z\"/></svg>",
    "mask_w": 264,
    "mask_h": 264
}]
</instances>
